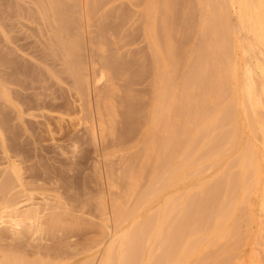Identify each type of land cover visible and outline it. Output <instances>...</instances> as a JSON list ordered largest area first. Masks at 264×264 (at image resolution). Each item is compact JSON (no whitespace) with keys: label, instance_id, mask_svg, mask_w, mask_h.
I'll return each mask as SVG.
<instances>
[{"label":"rangeland","instance_id":"1","mask_svg":"<svg viewBox=\"0 0 264 264\" xmlns=\"http://www.w3.org/2000/svg\"><path fill=\"white\" fill-rule=\"evenodd\" d=\"M24 1L29 2V3L31 2L29 0H24ZM52 1L53 0H51V1L49 0V2H51V3H52ZM59 1L61 2V4H65V5H63L64 8L68 7V5H70V4L71 5L69 7H71L72 4L75 5L73 7L74 8L76 7L75 8L76 10H74L73 7H72V9L74 11H77L80 15L78 16V14L76 12V16H74L75 12L73 10H71L70 12L67 11V14L71 13V16H70V14H68V15L64 14L65 16L61 15L60 13H58L56 10H53V9L51 12L50 11L51 6H52L51 3H50V6H48L49 2L46 3L47 4L46 5L45 2H43V0H41V4H42V2L44 3V5H41V7H43L44 13H45V15L43 17L45 21L44 20L41 21L42 17H39L40 15L35 17L37 13H34L35 15L33 17V15L32 14L30 15L28 12L24 13L25 10L23 8L20 9L21 8L20 6L18 7V5H17V7H16V3H14V2L10 3L9 2L8 3L9 5H8L6 1L0 0V5H1L0 11L1 12H2L3 7H5L3 9H9L10 5H11L10 11L12 13H13V10L14 11L16 10L15 15L12 14L11 17H10V15L7 16L3 12H2L3 15L0 14V43L2 42L0 44V64H1L0 71L2 73V74H0V77L3 76V78H5V76H6V79H7L6 74L10 71L12 63L14 64V66L15 65L19 66V67L15 66L16 68L14 66H12L18 72L22 71L21 68L24 69V67H22V66H24V64H22V60H21L22 58L19 59L20 56L17 55V52L15 54L14 50H16V49L12 50L13 47H15V48H19V50L17 49L19 52L18 54L19 55L21 54V57L24 56L25 59L27 57L28 58L27 60H29V61H31L30 58L32 59L33 62H37V63H39V61H40V63L42 61H46L47 63L43 62V65H44V63L46 64L43 66V70H44L43 73L45 72V70L47 71V69L52 68L51 69V70H53L52 72H54V73L56 72L55 74L53 73V76L55 75L54 78L55 79L59 78V81H60V83H59V81H56L55 79L53 80V78H52L53 76L51 77L52 79L49 78V79H51V81L48 80L49 81L48 84L46 82V85H44L45 82L43 81L42 90H43V88L46 87L45 88L46 90H44L45 94L49 95L48 92L53 91L52 94L50 93V95H54L56 97V94H57L58 95L57 99H60V101H57L58 103L55 102V104H57L56 106L54 105L53 102L49 103V101L47 100L48 101V102H46L47 104H44L45 108H44L43 104L41 105V103H42L41 100L45 97V94L41 92V90H40L41 87H39L38 90L35 89L36 85L38 87V85L40 86L41 83L35 84V82L38 83V81L36 80L34 82L35 87H34V84H33V87L31 84V83H33L34 79H37L36 77L33 78L32 82H29V84H31L32 88L30 87L31 90H29V92L27 94H29V96H30L31 95L30 92L34 91L36 94L34 99H36V97H38L37 94L41 93V95H43V97L41 96L42 97L41 100L38 101L39 104L36 102V100H38V98L36 100L33 99V96L35 94L32 95V97L28 96L29 99H28L27 104H24L26 102L21 97V100L24 103L20 104L21 100L14 99V101H13L11 99V98H13L12 95L6 93V91H8L9 93L11 92L10 90H8V88H6L7 90L2 89V91L4 90V92L0 91V103H1L0 104V112H1L0 113V264H5V263L7 264V262L10 264L11 263L10 259H16L19 262H20V260H18V259H22L21 262L25 260L26 264H29V263H31V264H40V263L41 264H101L100 262H101V259H103L104 255H105V249L107 248V245L109 244L108 242H110V240L113 238V234L115 232L113 230V229H115L114 225H116L118 223V225L121 227L119 229L120 232L122 230L121 233L127 232L130 234L131 231H133L135 229L136 225H137V227L139 225H142L144 223V221H146L149 218H152V215L154 216L153 218H155V219L158 216V219L160 221L162 218L163 211H165L164 209H166L167 205L168 206L170 205L169 207H172V208L174 207L175 199H176V201H180L182 203L185 201L186 202L189 201L190 203H187L186 205L192 204V205L186 206L183 203V206L185 205L186 206L185 208H187V210H188V213H187L188 217L187 218L189 219V217H190V219H189L190 221H188V222H190L189 225L191 228L193 227V229L197 228L194 230L195 232L199 229V232H197V233H199L198 235H202V236L204 235L203 237H205L207 239V240L204 239V243L206 241L207 244L201 243V244H199L200 246H197V250H195L196 251L195 253H197L198 250L201 251V252L198 251V254H200L199 256H201V257H199L196 254L198 257L197 256L191 257L192 259L191 258L189 259V264H192L194 261H195L194 262L195 264H222V263L225 264V262H227V261H229L228 262L229 264H264V258H262V257H264V254H263L264 253V250H263L264 241L261 240V239L264 240V233L261 234V232L263 231V228H264V197H263L264 196V147L262 146L263 145L262 141L264 138H263V133H261L262 132L261 129H259V128H255V129L251 128L250 129L251 126H250V123L248 122L249 117L247 116L246 112L244 114L245 106L247 104H246V102H244L245 99L242 98V94L240 93L241 88H242L241 82H242L243 70H244V68H246L245 67L246 65H244L245 60L249 59L248 56L254 57L253 54L252 55H251V53L249 54V52H251V51L244 50V52H247V55H245V54H243L244 52H242L244 47H241V45H240V44H242L241 41H239L240 44H236L238 42L235 43V46L238 47V48L235 47L236 51L234 52V55H233V58H234L233 64H235L234 65L235 72L233 70V73H234L235 77H233V74H231V73L227 74V72L225 71V73L228 76L227 77L226 74L224 75L223 79H225V82L223 79H220L218 72H216L217 70H214V67H216L215 66L216 64H214V65H213V63H210V65L208 64V67L210 66V68H208V70L216 72L215 74L213 72H211L213 74L212 76L214 77L215 75H217V77H219V78L217 80H215L216 79V76H215L214 77L215 79L214 78L212 79V81H214V85H213L214 90L213 89L208 90V87L206 88L207 92L211 91V90L213 91V92H211V94L212 95L214 94L213 95L214 97L212 98V95L207 97L209 102L207 100L205 102L206 110L204 111V113L206 114V111L207 112L209 111L206 114V117H209V119L212 117V119H213V120L210 119L209 121H215L217 119V116L218 117H219V115L222 116V114L224 113L225 116H224V118L222 116L220 118V121H223L222 123H224L226 125L229 124V125L225 126L224 124H222L225 126V127L224 126L222 127V129L225 131H223V133L220 135L214 134L213 140L215 137H216V139L213 141V144H211L212 142L210 143V147H208L206 150L204 149L205 151L203 149L199 150L201 148L200 146L202 145V139L201 138H203L200 134L201 133L203 134V131H200L197 133L196 132L197 129H195V128H197L196 125L200 121L199 118H201L202 115H204V114H202V115L198 114L199 117L196 118L197 117L196 113H198L200 111L199 106L202 107L201 104H203L202 103L203 101L200 103V99H201L200 96L201 95L198 91L200 89L201 83H199V85H200L199 89L197 86L198 80H200L202 77V75L199 72L200 71L199 67L201 66L199 63L200 62V59H199L200 53L199 52H200L201 47H198V46H202V43H203L202 38H201L202 29L199 26V25H201V23H199V22H201V18H200V11L198 9L199 4H197L198 3L197 0H175V1L170 0L169 4H171V3L172 4L169 5V10H167V9L164 10L166 7L165 6H164L165 8L161 7L163 5H160V7H159L158 3L160 2L161 4H163L162 0H152V1H154L155 5L153 4V2L151 0H117V1L116 0H112V1L111 0H96V4H97L96 9H94L92 11H91L92 8L90 7L91 5H93L92 0H88V3L91 2L90 4H88L89 6H87V7L91 8L90 11H88L89 16L86 13L87 11H84V12L80 11L79 6L81 7V10H83V8H82L83 0L79 4H78L79 0H77L76 3L72 2L71 0H69V1L68 0L67 1L66 0H57L55 3V0H54L53 4H57ZM65 1L67 2L68 5L66 4ZM152 4L154 5L153 7H155V9L153 7L152 8L155 10L157 15L155 13H153L154 11L151 8ZM14 5H15V7H14ZM45 5L48 6L47 9L48 10L50 9L49 11L45 9L46 8ZM112 5L114 8L112 7ZM170 6H171V8H170ZM13 7H14V9H12ZM147 7H148V9H147ZM15 8H17V9H15ZM77 8H79V9H77ZM18 9L20 10L19 13L22 12L25 14V16H22V13H20L18 15V12H17ZM21 10H24V11H21ZM87 10H89V9H87ZM149 11L154 14L153 17L151 16L152 13H150ZM16 12H17V15H16ZM80 12L83 14H81ZM231 12H232L231 14L235 13L233 7L231 8ZM84 13L86 15H84ZM162 13L163 14L165 13L164 15H167V16H164ZM26 14H27V16H26ZM123 14H124V16H123ZM171 14H172V17H175L174 20L170 18ZM189 14H191V15H189ZM198 14H199V17H198ZM4 15H6V16H4ZM81 15L84 16V17L82 16L84 19H82ZM29 16H32V17H29ZM61 16L66 17V18L69 17V22H70L69 24H71V25L67 24L66 30L58 33L59 27L61 25L60 19L58 17H61ZM154 16H156V17H154ZM25 17H28V18H25ZM165 17H167L168 21ZM194 17H195V19H192ZM77 18H79V19H77ZM152 18H153V20H152ZM184 18H185V20H184ZM137 19H138V21H137ZM154 19L156 20V24L155 25L153 24V25L155 27V30L158 29L156 33H158V32L160 34L162 33V35L159 37L160 41L164 37L165 29L167 27L169 28L170 26H172L169 28V29H171L172 32L171 31H169V32L172 35L171 37L173 40L171 41V46L175 50V54H176L175 60L177 61L176 62L174 60V62L170 63L169 67L167 68L169 70L170 69L173 70V71L172 70L168 71L172 75L170 77V79L172 78L171 82H172V80H173V82L171 83L172 85L169 87V92H168L169 95H167L164 98L165 101H163V103L161 104L162 107H160L166 114L163 112V116H162L163 119L161 118L159 123L158 124L156 123V125L154 124L155 123V121L153 119L154 116H152V115H153L154 111L156 112L159 109L158 106H160V104H159L160 103V97H159L160 95H159V92L157 90L155 91V85L152 82V80H154V76H152L154 74V69H152L153 68V62H152L153 60H152V54H151V50H150L151 48H149V45H150V43L148 41L149 39H147V37H146L147 27H149V26L146 27V25H147V23H149V21L154 23ZM82 20H83V22H82ZM231 20H232L231 25L236 26V22H235L236 18L231 17ZM43 21L47 25H45L43 23ZM90 21H91V23H90ZM126 21H127V23H125ZM187 21L189 24L187 23ZM52 22H54V23H52ZM131 22H132V24H131ZM138 22H140V23H138ZM175 22H176V24H175ZM40 23H42L44 25H42ZM50 23H52V24H50ZM152 23H151V25H152ZM161 23H163L165 26ZM171 23H172V25H171ZM180 23H183V24H180ZM87 24L90 25V27H88ZM99 24H101V25H99ZM49 25L52 27L50 28ZM98 25H99V27H98ZM142 25L145 27H143ZM156 25H157V29H156ZM45 26H48L49 28L48 27L46 28ZM232 26H231V28L234 27V29L232 31H234L236 29V27L235 26L232 27ZM126 27L128 29H126ZM173 27H174V29H173ZM52 28H54V29L51 31ZM183 28H185V29H183ZM188 28H189V30H188ZM131 29H132V31H131ZM161 30H163V31L161 32ZM180 30L182 31L183 35L181 34ZM103 31H104V33H103ZM40 32L43 35H41ZM92 32H94V33L97 32V33L94 34ZM131 32H132V34H131ZM52 33H53V38H51ZM118 33L120 35L124 34L123 35L124 39H122L123 38L122 35H121V37H122L121 38ZM159 33H158V35H159ZM8 34H10V35H8ZM47 34H49V35L47 36ZM54 34L55 35L57 34V35L55 36ZM100 34L103 35V38L101 37L102 42L100 41V37H99ZM104 34H105V36H104ZM112 34L115 35L116 38L113 37ZM28 35H30V36H28ZM72 35L76 39L70 38ZM77 35H78V37H77ZM140 35H142V36H140ZM173 35H174V37H173ZM12 36H15V37H12ZM43 37H44L45 41L43 39H41ZM61 37L63 40L61 39ZM83 37H84L85 41H84V39H82ZM94 37H95V39H94ZM189 37H190L191 41L189 40ZM11 38H13L14 41ZM25 38H27V39H25ZM98 38H99V40H98ZM138 38H139V40H138ZM9 39L12 40L11 41L12 43L10 42ZM71 39L74 40L73 41L74 43L72 42ZM163 39L161 42L164 45L161 42L160 43L162 46L165 47V43H164ZM186 39H188V40H186ZM194 39H195V41H194ZM5 40H7L6 44H8L7 42L9 41V47L5 43H3V42H5ZM32 40H33V42H32ZM113 40H115V41H113ZM43 41H44V43H43ZM56 41H57V43H56ZM60 41H61V44L59 43ZM68 41L70 43H68ZM116 41L119 44H115ZM179 41H181L180 44H179ZM187 41H189V42H187ZM203 41H204V39H203ZM65 42L67 43V45H65L66 44ZM71 42L73 43L74 46H76V48L72 47ZM100 43H102L101 44L102 48L100 47ZM130 43H132V45ZM14 44H16L17 46ZM24 44H25V46H24ZM41 44H43V45H41ZM62 44L64 45V47ZM97 44H99V45H97ZM125 44L126 45L128 44V45L125 46ZM141 44H143L144 46ZM2 45H3V47H2ZM4 45H6L7 47ZM18 45L21 46L22 48H20ZM46 45H48L49 47ZM70 45H71V47H70ZM114 45L115 46L117 45L118 49H116L117 46L115 47ZM54 46L56 48L53 49ZM61 46H62V48H61ZM92 46L95 49L92 48ZM190 46H192V47H190ZM239 46L241 47V49ZM25 47L28 51L25 49ZM103 47H105V48H103ZM129 47H130V49H128ZM68 48H70V49L68 50ZM77 49H78V51H77ZM91 49H92V51H91ZM102 49L105 52L107 51L106 54H105V52L101 53ZM133 49H136V50H133ZM184 49L186 51H184ZM188 49L190 50L189 52H188ZM1 50L3 52H1ZM7 50H9V51H7ZM22 50H25V52ZM43 50L46 52L44 53ZM47 50H49V51H47ZM58 50L60 51V53ZM61 50H63V51H61ZM12 51H13V54H12ZM31 51L36 52L37 54L34 52L33 53L37 57H35V55ZM142 51H143V54L145 53L144 55L142 54ZM26 52L32 54V56L34 55V58L31 57L30 54H26ZM63 52H64V56H63ZM91 52H94V54L93 53L91 54ZM113 52L115 55L120 54V57L122 55V57L120 58L122 60H120V59L119 60L121 61L122 68H125L127 73H128L129 67L131 66L130 70H129L130 73H129V75L128 74L127 75L130 78H132V79L134 78V79L132 81V79H130L128 77V79H130V80L127 79L126 81L125 80H123V81L118 80L117 81L119 83V85H122V86H120L122 88V90L118 93V96H116L115 102H116V106L118 107L119 114L120 113L121 114L119 115L118 118H116L113 129H111V130H114V132H115L114 135H111L110 133H108L107 136L105 137V139L101 140V138H100L99 140H97V142H93L94 140H92V137H90L91 134H90V129H89L90 123H91L90 122L91 120H89V119H91L92 115L88 110L89 109L88 105H87L88 96L87 95L85 96V92H83L84 94L82 93V91H84V90H82L81 88L78 89L77 85H75L76 83L74 82L75 81L73 79L74 77L72 78V70H70L72 68L70 66L72 64L75 65L76 61L77 62L82 61L83 63L89 64L90 61L92 60V56H94L93 59L99 58L102 55H106V56L108 55L107 57L113 58V56H114ZM6 53L8 56L6 55ZM43 53H44V55H43ZM147 53L150 56H148ZM1 54H2V56H1ZM55 55H56V57L54 58L53 56H55ZM181 55H184L185 57L181 56ZM15 56L19 57V58L16 59ZM136 56H138V57H136ZM139 56H140V58H139ZM197 56H198V58H197ZM123 57H125V58L123 59ZM13 58H14V61H12ZM195 58L197 59V61H195L196 60ZM5 59H7V60H5ZM133 59H134V61H133ZM239 59H240V61H239ZM242 59H244V60H242ZM71 60H75V61L73 62ZM86 60L88 62H86ZM126 60L127 61L129 60V61L126 62ZM178 60H179V62H178ZM236 60H238V61H236ZM252 60H253V62H251V64L252 65H253V63L256 64V65H253L254 67H256L257 66L256 60L254 58ZM7 61L8 62L10 61V62L8 63ZM16 61L19 62L20 64L19 63L17 64ZM59 61H60V63H62L61 65H63L62 66L63 68L61 67L60 64H58ZM131 61H133V62H131ZM186 62H188V63H186ZM197 62H198L199 67H197ZM227 62L228 61H226V63L224 62L225 66L230 63V62H228V64H227ZM6 63H8V66L10 68L7 66ZM143 63H144V65H143ZM51 64L53 65V67H50ZM57 64H58V66H57ZM64 64H66V65H64ZM28 65H32V64H28ZM28 65H25V68L26 67L27 68H26V70H24V73H25V71H27L29 73L32 72L31 71L32 66H30L31 68L29 69ZM74 65H72V66H74ZM185 65H187V66H185ZM229 65H230V68L233 67L231 65V63ZM47 66L50 68H47ZM183 66H185V68ZM6 67H8V68H6ZM19 68H20V70H18ZM134 68H136L137 70ZM190 68H192V69H190ZM223 68H224V65H223ZM230 68L228 69V66H227L224 70H227V69L230 70ZM3 69H5V70H3ZM7 69L9 70L8 72H6ZM198 69H199V71H198ZM59 70L61 72L63 70V72L59 73ZM189 70H190V72H189ZM3 71H5L6 74ZM258 71L260 72L259 69L257 70V72ZM192 72H195V73L193 74ZM198 72L200 75L198 74ZM228 72H231V71H228ZM240 72H242V73H240ZM65 73H66V75H65ZM99 73H100V71H98L96 75H98L100 77L101 75H99ZM110 73L108 74V71H105V74L107 77L105 76L102 79L101 85L104 86L106 84L108 78L110 77L109 76ZM142 73H144V74L142 75ZM190 73H191V75H190ZM37 74L38 73H36V75ZM58 74H60L59 77H58ZM192 75L194 78H197L196 79L197 81H194L196 83V85H195L196 87L193 86L194 83L191 81V80H195L193 78L192 79L190 78ZM194 75H197V77H195ZM60 77H62V78L60 79ZM183 77L185 78L184 80L182 79ZM187 77H188V80H187ZM226 77L228 80H226ZM149 78H150V80H148ZM235 78L237 80H235ZM135 80H137V81H135ZM221 80L223 81L222 83L224 84V86L221 85ZM185 81H186V83H185ZM216 81H217V83H216ZM53 82H54V85H53ZM132 82H134V83L132 84ZM219 82H220V85L218 84ZM144 83H145V85H144ZM225 84H227V85H225ZM50 85L52 86L50 88L53 89V87H54V88H56V91H55V89H53L51 91L50 88H49V90H50L49 91L48 87ZM71 85H72V87H71ZM73 86H74V88H73ZM152 86H154V87H152ZM183 86H184V89H183ZM225 86H227L229 89ZM185 87H186V89H192V96L190 94V98H189V100H187V101H189L188 103L190 104V106L192 105L191 111L187 115V121H186V117H185V113H186L185 112V107H186L185 104L187 102V101H185L186 99L184 96ZM190 87H192V88H190ZM193 87H194L195 91L193 90ZM217 87H219V88H217ZM60 88H62V89H60ZM76 88L78 90H76ZM32 89H33V91H32ZM218 89L220 91H222V89H223V91H226V89H227V91H229V92L226 91L225 95H222L223 96L222 98L221 97L216 98V96L218 95V92L220 93V91ZM180 90H181V92H180ZM37 91H39V92L36 93ZM54 91L57 93H55ZM59 91H61V92H59ZM77 91H78V94L79 93H81V94L78 95ZM53 93H55V94H53ZM127 93H128V95H127ZM141 94H142V96H141ZM180 94H182V95H180ZM9 95H11V96H9ZM2 96L4 98L3 100H2ZM78 96H80V97H78ZM196 97H197V99L198 98H200V99H198V101H196L197 100ZM132 98H134V99H132ZM128 99H130V100H128ZM29 100L32 101L33 108L31 106V104L29 103ZM45 100H46V98H45ZM149 100L151 103L149 102ZM16 101H19V102H17L18 105H16V103H15ZM121 101L122 102L124 101L123 103H125V106H122L124 104ZM127 101H129V102L127 103ZM6 103H8V104H6ZM117 103L119 104V106ZM188 103H187V105H188ZM222 103H223V105H222ZM224 103H225V105H224ZM244 103L246 104L245 106H244ZM50 104H52L53 107ZM128 104H129V106H128ZM194 104H195V106H194ZM20 105H21V107H22V105H24V106L26 105L25 107H22L24 109L29 105L27 107L28 111H26L27 109H25L26 112L24 114H21L20 113V109H21ZM169 105L171 106L170 108H169ZM220 105H221V107H220ZM11 106L13 107V109L11 108ZM18 106H19V108H18ZM30 106L32 109H30ZM42 106L46 110H44L42 108ZM152 107H154V108H152ZM163 107L166 108V110L163 109ZM170 109H171V111H169ZM197 109H198V111H197ZM239 109L241 110V112H239L240 111ZM229 110H231V111H229ZM224 111H227L229 114L227 112H224ZM232 111H235V112H232ZM30 115L32 117H29ZM214 115L216 117L215 120L213 117ZM9 116H10V118H9ZM194 116H196V117H194ZM80 117H81V120H80ZM232 118H234V119H232ZM83 120H85L84 123H83ZM230 120H232V123L230 122ZM12 121L14 124L12 123ZM153 121H154V123H153ZM196 122H198V123H196ZM85 123H86V125H85ZM121 124H122V126H121ZM174 124H176L175 125L176 127L173 126V128H172V125H174ZM226 127H227V129H226ZM166 128H167V130H166ZM169 128H170V131H169ZM175 129H176V131H175ZM257 129H258V131H256ZM86 130H87V132H86ZM164 130H166V131H164ZM252 130L256 131L254 136H253L254 132ZM173 131L176 132L175 135H174ZM229 132L231 134H229ZM232 132H234V134H232ZM257 133H258V136H257ZM164 134H166V135L164 136ZM192 135L195 136L196 138L198 135L197 142L200 139L199 140L200 145H198L199 146L198 147L199 153H200V151L203 150L205 153L203 151H202V153L206 154V156L210 157V159H209V157L208 158L206 157V160L209 159V161H210L212 159V161H210L209 164H207V162H209L208 160L207 161L203 160L205 162V164H207L206 166H205V164H204V166L203 165L201 166L203 169L198 168V166L200 167V165L203 164L202 163L203 161H201L200 159H203L205 155L202 154L203 157L200 155L202 158L199 157V159H198L199 153H198L197 147H196L197 144L194 145V147H196V149L193 148L191 153H189V157L187 160V162L189 161V159L191 160V161H189L190 165H191L189 168L185 169L186 167H183V166L181 167L182 163L180 161L175 162L176 156L174 153H176V150H175V152L172 151V150H174L172 148H175V147H173L174 144L176 145L177 143L184 142L185 141L184 139H186V137L190 138ZM199 135L201 136V138H199ZM224 135L226 136L225 138H227L228 141H230V139H232V137H230L231 135L233 137L236 135L234 137L236 139H235V141H233L234 139L232 140L235 143L233 145L234 147L233 148L231 147L230 151L228 150L229 148H227V146L228 145L231 146L233 144L232 141H230L231 144L228 143L226 148H225V146H223L225 148V150H223V152L225 151L226 153L223 154V152L221 151L220 153L225 155V157L222 156L224 158H221L220 156L222 154L218 156L217 152H215V151H217L216 148L218 149L220 147L217 144H220L222 141V138L219 136L223 137ZM166 136L167 137L171 136V138H174V139H171L174 142V144L172 142V148H168V151H167V149H164ZM193 136H192V138H194ZM162 137H164V139ZM219 138L221 139V141ZM225 138H223V141L226 140ZM116 140L118 143L116 142ZM150 140L151 141L154 140L155 144L153 142H151ZM226 141H225V143L227 144L228 141L227 142ZM120 142H122V143H120ZM94 143H96L97 146L94 145ZM150 143L152 144V146ZM194 143H196V142L194 141ZM225 143L222 142V145H224ZM149 144L151 147L148 146ZM248 144H250V145H248ZM108 145L110 146V148ZM158 145L160 148L158 147ZM163 145H164V147H163ZM222 145H221V147H222ZM235 145H236V147H235ZM249 146L250 147L252 146V148H251V149H253L252 152L255 151L257 161H258V165L260 164L259 165L260 169L258 168L259 174H257L258 177L255 178V181L253 183L254 189L253 190L251 189V191H253V193L251 192V194H250L248 192L249 196H248V193L245 195H243V193L240 194V192H241V188H240L239 191L238 190L236 191V193H238V194L235 193L236 195H232V191H233L232 188L239 181V178H236V181L237 180L238 181L235 182V177H238L239 174L236 173L238 176L236 175L234 177V179H233V176H229L230 172L233 171L229 165H233L232 162H234L236 160V158H238V157L240 158V157L248 154L249 152H251L250 150H249V152L247 150L250 148ZM157 147H158V149H157ZM224 148H221V149H224ZM105 149H106V151H105ZM169 149H170V151H169ZM194 150L197 151L196 155H198V156L195 155L197 158L194 156V153H196V152H193ZM227 150H228V152H227ZM165 151H167V152H165ZM207 152L208 153L210 152L212 157L210 156V154L207 155ZM166 153H167V155H166ZM169 155H170V157H169ZM172 155L175 157V159ZM192 157H195L197 159V161L200 160V163H199V161L198 162L194 161L196 159H194ZM234 157H235V159H234ZM191 158L194 160H192ZM213 159L215 161L214 164H213ZM232 159H233V161H232ZM170 160H171V162L173 161L172 162L173 165L175 164L174 167H173V165H172V167L169 166L170 164L167 163ZM229 160L232 161V162L230 161L232 164H230ZM227 162H229V165H227L228 164ZM13 163L15 166H17L16 168H18V170L15 168V166L13 167V165H12ZM193 163H195V164H193ZM210 164H211V166H210ZM212 164L214 165L213 167H212ZM235 164H236V162L234 163V165ZM193 165H195L194 168H192ZM225 165H226V167H225ZM234 165H233L234 171L238 172L235 169ZM176 167L177 168L181 167L178 172H177L178 169ZM172 168L178 174L175 173L174 171H172L171 170ZM196 168H198L197 172H192ZM228 168H229V171L227 170ZM175 169H177V170H175ZM188 169L191 172V174L188 173L189 172ZM8 170L10 173L8 172ZM223 170H225L224 171L225 174L229 173L225 176L228 178L230 177L229 180L234 181L233 185L230 184L232 181H229L224 176V173H222ZM162 171H163V173H162ZM219 171H221L222 174ZM164 172H165L166 177L169 178L168 182L170 180L173 182V184L171 183L172 187L169 189L167 188V186H171L170 183L168 184L167 181L165 180L168 185L165 184L164 179L160 180V177H159L160 175H163ZM10 174H11V176H10ZM8 175H9V177H8ZM221 176L224 177L225 179H227L229 182L228 181L225 182V179H222ZM218 177H220L222 180H224V182L222 181L223 185L222 184L220 185V186H222L221 190L219 189L220 194L217 192H215V193H217L219 195L224 193L222 196L225 195L228 198V200H225V202L223 201L224 204L228 203V205H229V202H231L229 197L231 196V199L233 198L232 196L235 197L233 199H235L234 206H235L236 211L234 210L235 212L233 214V213H230V210H229V212L227 210V213H229L227 215L229 217H227V218L224 217L225 221H227V222H223V224L225 223L224 225H226V226H223V224H222V227L220 226L221 228H219L220 229L219 233L221 232V230L224 227H227V230H225L226 232L230 228L231 229L233 228L232 230L230 229L226 235V237H227L229 234L230 235V237L228 236L229 238H227L226 240H225V237H223L224 239L218 238V240L222 239L224 243L220 240H219V242H217L218 240L216 238L218 237V235H217L218 232L214 234V232H213L214 227L212 226L213 225V223H212L213 222L212 221L213 215L212 214L213 213L215 214L214 211H218V208H215V206H219L221 204L219 202L221 201L222 196L218 199H215V201H214V197H211V198L209 197V199H211V200L213 198L214 202L207 199V197H208L207 196L208 186L210 187V185H213L215 188L216 183H218V182L221 183L220 178H218ZM14 178H16V179H14ZM157 178H159V180L162 182L160 183V181L157 180ZM18 179H20V181ZM109 179H111V180H109ZM218 179H219V181H218ZM153 180L155 182L157 180L158 184L155 185V182ZM110 183H112V184L110 185ZM225 183H227L228 186ZM159 184H160V186H159ZM161 184H163V185L161 186ZM229 184H230V186L232 185V188L229 186ZM116 185H117V187H116ZM159 187H160V190L162 192H160V190L157 189ZM117 188H119V189H117ZM154 188H155L156 194L153 191ZM204 188H205V190H204ZM210 188H209V191L213 190V187L211 189ZM224 188H225L226 193L223 191ZM149 189L151 190V191H149V194L151 193V195H153V196L155 195L154 198H152L153 196L150 197L152 199L149 198V195L147 192ZM112 190L115 192H113ZM157 191H159V193ZM153 192H154V194H152ZM239 194L242 197L244 196V199L248 196L246 198V199H248L246 204H245V200L242 201L243 198L241 196L238 197ZM200 195H201V197H200ZM113 198L115 199V202H114ZM121 198H123V199H121ZM236 198L239 200V202H238L239 204L236 202L237 201ZM110 199L112 200V203H111ZM180 199H183V200H180ZM240 200L242 201L241 204H240ZM122 201H124V202H122ZM216 201H217L218 205H216ZM248 202H249V204H248ZM121 203H123L124 205ZM182 203H179V205ZM208 203H210V204H208ZM102 204L105 207H103ZM119 204L122 206H120ZM177 204H178V202L175 204V208H176L175 212L177 210H178L177 212H182L184 207L182 205H180V208H179V206H177ZM207 204H208V207H207ZM230 204H231L230 207L228 205H226V206L223 205V209L225 207H227V209L231 208V212H232V206H233L232 204L233 203H230ZM247 204H248V207L250 206L249 208L247 207ZM244 205L246 206L245 208H244ZM124 206H125V208H124ZM234 206H233V209H234ZM112 207H113V209H112ZM114 207H116L117 210H115ZM210 207H212L213 209ZM31 208H32V210H31ZM35 208H39L40 211L39 210L38 211L41 213L37 212L38 214L36 215L33 212V214H35V216H34L32 214V212H30V213L27 212V210L33 211V209H35ZM104 208H106V209L108 208L109 211L108 210L106 211ZM245 209H246V212H245ZM112 210H114V211H112ZM209 210H212V213L209 212ZM25 212H27V213L24 214ZM56 212L58 213L57 215L55 214ZM175 212L172 213V215L174 217H175V215H177V213H175ZM174 213H175V215H174ZM209 213L211 214L210 216L212 217V219L209 216ZM28 214H30V215L28 216ZM39 214H42V216H40ZM123 214H124V216H123ZM189 214H190V216H189ZM206 214L208 216H206L205 218L203 217V219H202L201 215L204 216ZM225 214H226V212H225ZM24 215H25V217L23 218L22 216H24ZM193 215H194V217H193ZM31 216H34V217H31ZM121 216L123 218H121ZM118 217L123 219V221L120 219L122 223L120 221L117 222ZM208 217H210V220L207 221ZM191 218L192 219L195 218L194 219L195 221L192 220ZM124 219H126V220H124ZM155 219H153V220L156 223L153 220L152 221H153V223L157 224V226H155V224H154L155 227L152 225V227L156 228V229H154V228H152V229H154V233H155V230H156V233H158L160 231L159 229L161 228L160 227L161 223L159 224V229H157L159 221H158V219L157 220H155ZM200 219L202 220V222H199ZM226 219H228L229 221ZM102 222H103V224H102ZM196 222H198V224ZM204 222H205V224H204ZM119 223H121V224H119ZM206 223L208 225V227L206 226V229L209 230L210 234H211V231L213 232L211 235L208 234L209 233L208 230L207 231L205 230ZM101 224H102V226H101ZM201 224H203L204 226ZM236 224H238V225H236ZM104 225H107L108 229L109 230L111 229L110 230L111 232L106 230L104 228L105 227ZM199 225H201L202 227L200 226L198 228ZM235 225H236V227H235ZM110 226H111V228H110ZM102 227L104 229H102ZM149 227H151V225ZM149 227H148V229H150ZM228 227H229V229H228ZM102 230H106V233L109 232L108 235L105 234V232ZM202 230H204V231H202ZM151 231L152 232H150V230H149L146 234L145 233L144 234L147 235V234L152 233V235H153V230H151ZM214 231H216V230H214ZM103 233L106 235L105 238L108 236L106 239H104ZM156 233L153 236L148 235L149 237L148 236L143 237V234L139 235L140 236L139 238L136 237V239H135L136 241H134V242H136L135 247L137 246L138 250H137V247L135 249V247L133 246L134 242H133V244L131 243L130 245L127 243V247H131L130 250H132V247H133L134 253L130 251L131 254H135L136 250H137V252H139V249H142V248H143V251L146 250L147 247H148L147 250H149L150 246L152 247L151 249H154V251L156 252V250H158L161 247L160 246L161 244L159 245V247H156V246H158V244H156V243L159 242L156 238V236H157ZM215 235H216V238L214 237ZM257 235H258V237H257ZM261 235L263 238L262 237L260 238ZM150 237H151V239H149ZM157 237L161 238V236H157ZM208 237L212 238L213 242L215 241L216 243L214 242L215 244H212L213 242L210 241V244H209L208 243L209 242ZM145 238L149 239V241L147 240V245H146V243H143V242H145ZM162 239H163V237H162ZM162 239H159V240H162ZM231 239H233V240L231 241ZM141 240H142V242H141ZM129 241H131V240H129ZM156 241H158V242H156ZM140 242L142 243V245L145 244L146 247L145 246L144 247L138 246ZM148 242H150V243H148ZM153 242L156 245L155 247H154V244L150 245ZM161 242L162 241H160V243ZM257 242L261 243V244H258ZM219 244H220V247H219ZM207 245H209V246L207 247ZM221 245H223V246H221ZM229 245H231V246H229ZM203 246H205L207 248V249H205L206 251L205 250L202 251L201 247H203ZM140 247H142V248H140ZM144 248H146V249H144ZM215 248H217V249H215ZM125 249L129 250V248H124L123 252L126 251ZM212 249H214L216 251H213ZM128 250L126 251V254L129 253ZM147 250L144 252L142 251L143 254L140 251L139 255H132V257L133 256L134 257L135 256L136 257L141 256V258L143 257L142 259L140 258L141 264H145V263L147 264V261L149 262V259L148 260H144V259H147L146 257H148V254H149L148 252L151 251V250H149V251H147ZM160 251H162V247H161V249L158 250V252H156V254L157 253L159 254ZM155 252H153V253H155ZM259 252H260V254L262 253L261 254L262 257L258 256V255H260ZM162 253H160L159 256H161ZM195 253H194V255H195ZM213 253H215V256L213 255ZM156 254H154V255L156 256ZM231 254L233 257L231 256ZM124 255H125V252H124ZM9 256H12L13 258L10 257V259H9ZM134 257H133V259H134ZM156 257L154 258L155 260H156ZM194 257H195V259L200 258L201 260H199V259L195 260ZM231 257H232V259H231ZM137 259L135 258L134 261H136ZM7 260H9V261H7ZM25 261L22 263L25 264ZM117 261H118V259H117ZM117 261L115 262V264H118L119 261L118 262ZM153 262L154 261L151 260L150 264H154ZM133 264H136V262H134ZM160 264H164L163 261H161Z\"/></svg>","mask_w":264,"mask_h":264},{"label":"bare ground","instance_id":"2","mask_svg":"<svg viewBox=\"0 0 264 264\" xmlns=\"http://www.w3.org/2000/svg\"><path fill=\"white\" fill-rule=\"evenodd\" d=\"M3 1V0H2ZM4 1H6L7 2V4L10 2H14V3H16V7H17V5H18V7L20 6L21 8L20 9H24V10H21V11H24V13H29L30 15L32 14L33 15V17H34V13H37L36 14V16L35 17H37L38 15H40L39 17H44V15H45V13H44V9H43V7H41V5H44V3L43 2H45V4L46 3H48L49 2V0L47 1V0H43V2H42V4H41V0H29V1H31L30 3L29 2H26V1H24V0H4ZM51 1V0H50ZM56 1L57 0H55V3H56ZM67 1V0H66ZM65 1V2H66ZM69 1V0H68ZM72 2H75L76 3V1L77 0H71ZM82 0H79L78 1V4L81 2ZM112 1V0H111ZM117 1V0H116ZM152 1V0H151ZM169 1L170 0H162V3L163 4H161L160 2V4L158 3V5H159V7H160V5H163V6H161V7H164L165 9L164 10H169V5H171V4H169ZM175 1V0H174ZM5 2V3H6ZM60 2V1H59ZM57 3V4H53L54 3V0L52 1V3L51 2H49V4H48V6H50V3H51V12H52V9L53 10H56L58 13H60L61 15H66L67 14V11H71V10H73L72 9V7L73 6H75V5H73L72 4V6L71 7H69L70 5H68L67 4V2H66V4L68 5V7H66V8H64L63 7V5H65V4H61V2L60 3ZM99 2V1H98ZM153 2V4H154V1H152ZM197 4H199V11H200V18H201V22H199V23H201V25H199L200 26V28L202 29V36H201V38H202V46H198V47H201L200 48V67L198 66V62H197V67H199V69H200V71H199V69H198V71L200 72V74L202 75V77H201V79L200 80H198V89H199V86H200V89L198 90L199 91V93H200V97H201V99L200 98H198V99H200V103L202 102L203 104H201L202 105V107L201 106H199L200 107V111L198 112V113H196L197 114V117L196 116H194V117H196V118H198L199 116H198V114H204V115H202V117L201 118H199V123L198 122H196V123H198L196 126H197V128H195V129H197L196 130V132L198 133V132H200V131H203V134L201 133L200 135L203 137V138H201V136L199 135V138H201L202 139V145L200 146L201 148L199 149L198 147V145H200L199 144V140H198V142H197V138H198V135H197V138L195 137V136H193L194 138H192V136L190 137V138H188V137H186V139H184L185 141L184 142H180V143H177L176 145L174 144V142L171 140V139H174V138H171V136L170 137H167L166 136V138H165V147H164V145H163V147H164V149H167V151H168V148H172V142H173V144H174V146L173 147H175V148H172V149H174V150H172V151H174L175 152V150H176V153H174L175 154V156H176V159H175V157H174V159L176 160L175 162H177V161H180L182 164H181V167L183 166V167H186L185 169H187V168H189L191 165H190V162L189 161H191L190 159H189V161L187 162V160H188V157H189V153H191V151L193 150V148H195L196 149V147H197V151H198V149L199 150H201V149H207L208 147H210V143L211 144H213V141L216 139V137L214 138V140H213V137H214V134H218V135H220V134H222L223 133V131H225V130H223L222 129V127L225 125V126H227V125H229V124H224V123H222L223 121H220V118L223 116V118H224V116H225V114L223 113L222 114V116H220L219 115V117L217 116V119L215 120V115L213 116L214 117V120L215 121H209L210 119L211 120H213L212 119V117L209 119V117H206V114L209 112H207L206 111V114L204 113V111L206 110V107H205V102H206V100L208 101V99H207V97L208 96H211L212 94H211V92H213L212 90L211 91H208L207 92V87H208V90H210V89H213V85H214V81H212V79L216 76V79L215 80H217L219 77H220V79H223L224 78V75L226 74L225 73V71L227 72V74H233V77H235L234 76V73H233V70H234V72H235V67H234V65L235 64H233V61H234V58H233V55H234V52L236 51V48H238V47H236L235 46V43L236 42H238V43H236V44H240L239 43V41H241V43L242 44H240L241 45V47H244V49H243V51L242 52H244V50H247V51H251V52H249V54L251 53V55L253 54L254 55V57L253 56H251V57H249L248 56V60L246 59L245 60V63H244V65H246L245 67L246 68H244V70H243V75H242V82H241V84H242V88H241V94H242V98H244L245 99V101L244 102H246V104L244 103V106H245V111H244V114H245V112H246V114H247V116L249 117V123H250V129L251 128H253V129H255V128H259V129H261V133H263V138H264V0H197ZM71 3V2H70ZM91 3V2H90ZM90 3H88V0H83V2H82V8H83V10H81V7L79 6V8H80V11L81 12H84V11H87L86 13H87V15H88V11H90V9H91V11L92 10H94V9H96V0H92V4L93 5H91L90 7L91 8H89V7H87V6H89L88 4H90ZM2 4V3H1ZM4 4V3H3ZM118 4V3H117ZM150 4V3H149ZM152 4V6H151V8L155 5H153ZM6 5V4H5ZM9 5V4H8ZM47 5V4H46ZM45 5V6H46ZM108 5V4H107ZM116 5V4H115ZM1 6V5H0ZM3 6V5H2ZM48 6H46V10H48L47 9V7ZM149 6V5H148ZM235 6V7H234ZM11 7V5L9 6V9H3V8H5V7H3L2 8V12L3 13H5L7 16H9L10 15V17H11V15L13 14V15H15V11L13 10V13L10 11V8ZM14 7H15V5H14ZM14 7L12 8V9H14ZM105 7V6H104ZM112 7H113V5H112ZM118 7V6H117ZM158 7V8H159ZM195 7V6H194ZM234 8V11H235V13L234 14H231L232 12H231V8ZM74 8V7H73ZM76 8V7H75ZM74 8V10H76ZM79 8H77V9H79ZM114 8V7H113ZM119 8V7H118ZM117 8V9H118ZM154 9H155V7H153ZM152 8V10L154 11H152L153 13H155L156 14V12H155V10ZM170 8H171V6H170ZM193 8V7H192ZM15 9H17V8H15ZM87 9H89V10H87ZM146 9V8H145ZM147 9H148V7H147ZM197 9V10H198ZM48 10V11H49ZM73 10V11H74ZM19 9H18V15L20 14V13H22V12H20L19 13ZM196 11V10H195ZM1 11H0V14L1 15H3V13H2ZM17 12H16V15H17ZM75 13V15L74 16H76V12L77 11H74ZM80 12V13H81ZM111 12V11H110ZM124 12V11H123ZM150 12V11H149ZM152 12H150V13H152ZM162 12V11H161ZM160 12V13H161ZM24 13H22V16H25V14ZM48 13V12H47ZM46 13V14H47ZM73 13V12H72ZM107 13V12H106ZM117 13V12H116ZM149 13V14H150ZM152 13V17H153V14ZM191 13V12H190ZM59 14V15H60ZM68 14H70V16H71V13H68ZM67 14V15H68ZM77 14H78V16L80 15L78 12H77ZM81 14H83V13H81ZM118 14V13H117ZM159 14V13H158ZM163 14V13H162ZM165 14V13H164ZM163 14V15H164ZM168 14V13H167ZM195 14V13H194ZM6 15H4V16H6ZM42 15V16H41ZM48 15V14H47ZM64 15V16H65ZM84 15H86L85 13H84ZM157 15V14H156ZM160 15V14H159ZM189 15H191V14H189ZM26 16H27V14H26ZM77 16V17H78ZM83 15H81V17H82ZM89 16V15H88ZM87 16V17H88ZM97 16V15H96ZM101 16V15H100ZM117 16V15H116ZM115 16V17H116ZM123 16H124V14H123ZM164 16H167V15H164ZM3 17V16H2ZM29 17H32V16H29ZM46 17V16H45ZM49 17V16H48ZM47 17V18H48ZM84 17V16H83ZM82 17V19H84ZM113 17V16H112ZM154 17H156V16H154ZM170 17V16H169ZM188 17V16H187ZM198 17H199V14H198ZM231 17H235L236 18V26L235 25H233V26H235L236 27V29L234 30V31H232L233 29H234V27L231 25ZM25 18H28V17H25ZM41 18V21L42 20H44V18L42 19ZM59 19H60V23H61V25H60V27H59V32L58 33H60V32H62V31H65L66 30V27H67V24L68 25H71V24H69L70 22H69V17H58ZM71 18V17H70ZM138 18V17H137ZM163 18V17H162ZM166 19H167V17H165ZM171 19H173L174 20V18L175 17H172V14H171V17H170ZM32 19V18H31ZM37 19V18H36ZM58 19V20H59ZM72 19V18H71ZM77 19H79V18H77ZM88 19V18H87ZM117 19V18H116ZM151 19V18H150ZM160 19V18H159ZM178 19V18H177ZM183 19V18H182ZM188 19V18H187ZM192 19H195V17L194 18H192ZM30 20V19H29ZM35 20V19H34ZM91 20V19H90ZM120 20V19H119ZM145 20V19H144ZM148 20V19H147ZM152 20H153V18H152ZM184 20H185V18H184ZM45 21V20H44ZM44 21H43V23H44ZM52 21V20H51ZM99 21V20H98ZM125 21V20H124ZM130 21V20H129ZM137 21H138V19H137ZM136 21V22H137ZM159 21V20H158ZM167 21H168V19H167ZM171 21V20H170ZM176 21V20H175ZM193 21V20H192ZM195 21V20H194ZM199 21V20H198ZM50 22V21H49ZM82 22H83V20H82ZM151 21H149V23H147V25H146V27L147 26H149V27H147V33H146V37H147V39H149L148 41H149V43H150V45H149V48H151L150 50H151V54H152V62H153V68L152 69H154V74L152 75V76H154V80H152V82L154 83V85H155V91L157 90L158 92H159V97H160V106H158L159 107V109L155 112L154 111V113H153V115L152 116H154V121H155V123H154V121H153V123L156 125V123L158 124L159 123V121H160V119L162 118V116H163V110L160 108V107H162V103H163V101H165L164 100V98L167 96V95H169L168 94V92H169V87L172 85L171 83L173 82V80H172V82H171V79H170V77L172 76L171 75V73L170 72H168V71H170V70H172V69H167L168 67H169V64L170 63H172V62H174V60H175V58H176V54H175V50H174V48L171 46V41L173 40L172 39V35L170 34V32L169 31H171V29H169L170 27H172V26H170L169 28L167 27H165L166 29H165V32H164V43H165V47L164 46H162L161 45V41H162V39H161V41H160V36L162 35V33L160 34L159 32V35H158V33H156L157 32V25H156V29L157 30H155V27H154V25L156 24V20L154 19V23H152V25H151V23H150ZM161 22V21H160ZM172 22V21H171ZM179 22V21H178ZM185 22V21H184ZM52 23H54V22H52ZM52 23H50V24H52ZM73 23V22H72ZM90 23H91V21H90ZM108 23V22H107ZM125 23H127V21L125 22ZM138 23H140V22H138ZM170 23V22H169ZM174 23V22H173ZM187 23H188V21H187ZM186 23V24H187ZM193 23V22H192ZM40 24H42V23H40ZM45 24V23H44ZM44 24H42V25H44ZM80 24V23H79ZM97 24V23H96ZM102 24V23H101ZM101 24H99V25H101ZM131 24H132V22H131ZM154 24V25H153ZM161 24H163V23H161ZM167 24V23H166ZM175 24H176V22H175ZM180 24H183V23H180ZM185 24V25H186ZM189 24V23H188ZM45 25H47V24H45ZM75 25V24H74ZM88 25V24H87ZM86 25V26H87ZM99 25H98V27H99ZM126 25V24H125ZM134 25V24H133ZM137 25V24H136ZM164 25V24H163ZM162 25V26H163ZM171 25H172V23H171ZM50 26V25H49ZM84 26V25H83ZM123 26V25H122ZM143 26V25H142ZM141 26V27H142ZM165 26V25H164ZM177 26V25H176ZM190 26V25H189ZM231 26L233 27V28H231ZM46 28L48 27V26H45ZM52 26H50V28H51ZM88 27H90V25H88ZM93 27V26H92ZM97 27V28H98ZM121 27V26H120ZM133 27V26H132ZM143 27H145V26H143ZM180 27V26H179ZM42 28V27H41ZM49 28V27H48ZM79 28V27H78ZM101 28V27H100ZM130 28V27H129ZM161 28V27H160ZM197 28V27H196ZM54 28H52L51 29V31L53 30ZM68 29V28H67ZM77 29V28H76ZM84 29V28H83ZM109 29V28H108ZM120 29V28H119ZM126 29H128L127 27H126ZM144 29V28H143ZM162 29V28H161ZM169 29V30H168ZM173 29H174V27H173ZM181 29V28H180ZM183 29H185V28H183ZM48 30V29H47ZM46 30V31H47ZM89 30V29H88ZM140 30V29H139ZM138 30V31H139ZM188 30H189V28H188ZM34 31V30H33ZM40 31V30H39ZM75 31V30H74ZM105 31V30H104ZM104 31H103V33H104ZM127 31V30H126ZM131 31H132V29H131ZM163 30H161V32H162ZM181 31V30H180ZM179 31V32H180ZM35 32V31H34ZM42 32V31H41ZM41 32H40V34H41ZM68 32V31H67ZM88 32V31H87ZM100 32V31H99ZM107 32V31H106ZM125 32V31H124ZM172 32V31H171ZM44 33V32H43ZM50 33V32H49ZM54 33V32H53ZM53 33H52V37L51 38H53ZM82 33V32H81ZM85 33V32H84ZM83 33V34H84ZM92 33H94V32H92ZM97 33V32H96ZM96 33H94V34H96ZM116 33V32H115ZM120 33V32H119ZM118 33V34H119ZM175 33V32H174ZM186 33V32H185ZM31 34V33H30ZM34 34V33H33ZM63 34V33H62ZM67 34V33H66ZM109 34V33H108ZM117 34V35H118ZM128 34V33H127ZM131 34H132V32H131ZM134 34V33H133ZM181 34L183 35V33H182V31H181ZM189 34V33H188ZM187 34V35H188ZM5 35V34H4ZM8 35H10V34H8ZM7 35V36H8ZM39 35V34H38ZM41 35H43V34H41ZM49 34H47V36H48ZM55 35V34H54ZM57 35V34H56ZM55 35V36H56ZM68 35V34H67ZM91 35V34H90ZM98 35V34H97ZM120 35V34H119ZM118 35V36H119ZM122 35V37H123V35L124 34H121ZM121 35H120V37H121ZM126 35V34H125ZM129 35V34H128ZM176 35V34H175ZM25 36V35H24ZM28 36H30V35H28ZM33 36V35H32ZM54 36V37H55ZM104 36H105V34H104ZM112 36L113 37H115V35H113L112 34ZM111 36V37H112ZM140 36H142V35H140ZM145 36V35H144ZM9 37V36H8ZM12 37H15V36H12ZM39 37V36H38ZM70 37V36H69ZM77 37H78V35H77ZM85 37V36H84ZM84 37L82 38V39H84ZM98 37V36H97ZM99 37H100V41H101V37L103 38V35L102 34H100L99 35ZM121 37V38H122ZM173 37H174V35H173ZM183 37V36H182ZM2 38V37H1ZM6 38V37H5ZM29 38V37H28ZM40 38V37H39ZM38 38V39H39ZM67 38V37H66ZM70 38H73V39H76V38H74L73 37V35L70 37ZM86 38V37H85ZM116 38V37H115ZM114 38V39H115ZM128 38V37H127ZM185 38V37H184ZM195 38V37H194ZM8 39V38H7ZM12 40H13V38H11ZM25 39H27V38H25ZM37 39V38H36ZM41 39H43L44 40V37L43 38H41ZM40 39V40H41ZM55 39V38H54ZM59 39V38H58ZM61 39H62V37H61ZM73 39H71L72 40V42L74 41ZM81 39V38H80ZM81 39V40H82ZM94 39H95V37H94ZM93 39V40H94ZM97 39V38H96ZM107 39V38H106ZM105 39V40H106ZM118 39V38H117ZM122 39H124V37L122 38ZM126 39V38H125ZM200 39V38H199ZM203 39H204V41H203ZM3 40V39H2ZM10 40V39H9ZM12 40H10V42L12 41ZM19 40V39H18ZM29 40V39H28ZM53 40V39H52ZM63 40V39H62ZM70 40V39H69ZM98 40H99V38H98ZM108 40V39H107ZM116 40V39H115ZM115 40H113V41H115ZM119 40V39H118ZM138 40H139V38H138ZM176 40V39H175ZM174 40V41H175ZM186 40H188V39H186ZM189 40H190V37H189ZM6 41L7 40H5V42H3V43H5L6 44ZM14 41V40H13ZM45 41V40H44ZM44 41H43V43H44ZM84 41H85V39H84ZM147 41V42H148ZM191 41V40H190ZM194 41H195V39H194ZM20 42V41H19ZM32 42H33V40H32ZM40 42V41H39ZM55 42V41H54ZM53 42V43H54ZM71 42V43H72ZM102 42V41H101ZM161 42V43H160ZM180 42L181 41H179V44H180ZM187 42H189V41H187ZM186 42V43H187ZM193 42V41H192ZM2 43V42H1ZM0 43V44H1ZM8 44H6V45H8V47H9V41L7 42ZM12 43V42H11ZM15 43V42H14ZM17 43V42H16ZM26 43V42H25ZM49 43V42H48ZM47 43V44H48ZM56 43H57V41H56ZM60 44H61V41L59 42ZM64 43V42H63ZM66 43V42H65ZM68 43H70L69 41H68ZM74 43V42H73ZM73 43H72V47H75L76 48V46H74L73 45ZM79 43V42H78ZM91 43V42H90ZM93 43V42H92ZM99 43V42H98ZM141 43V42H140ZM191 43V42H190ZM21 44V43H20ZM27 44V43H26ZM76 44V43H75ZM101 44L102 43H100V47L102 48V46H101ZM115 44H119V43H117V41L115 42ZM131 45H132V43H130ZM163 44V43H162ZM6 45H4V46H6ZM14 45H16V44H14ZM40 45V44H39ZM41 45H43V44H41ZM53 45V44H52ZM55 45V44H54ZM58 45V44H57ZM63 45V44H62ZM65 45H67V43L65 44ZM97 45H99V44H97ZM96 45V46H97ZM123 45V44H122ZM128 45V44H127ZM126 44H125V46H127ZM138 45V44H137ZM141 45H143V44H141ZM164 45V44H163ZM174 45V44H173ZM177 45V44H176ZM189 45V44H188ZM17 46V45H16ZM19 46V45H18ZM24 46H25V44H24ZM32 46V45H31ZM45 46V45H44ZM46 46H48V45H46ZM94 46V45H93ZM92 46V48H94ZM115 46V45H114ZM117 46V45H116ZM115 46V47H116ZM144 46V45H143ZM2 47H3V45H2ZM1 47V48H2ZM7 47V46H6ZM13 47V46H12ZM11 47V48H12ZM20 48H22L21 46H19ZM49 47V46H48ZM58 47V46H57ZM63 47H64V45H63ZM70 47H71V45H70ZM79 47V46H78ZM99 47V46H98ZM176 47V46H175ZM187 47V46H186ZM190 47H192V46H190ZM236 47V48H235ZM240 47V46H239ZM241 47H240V49H241ZM28 48V47H27ZM51 48V47H50ZM49 48V49H50ZM54 48H56L55 46L53 47V49ZM61 48H62V46H61ZM60 48V49H61ZM96 48V47H95ZM94 48V49H95ZM103 48H105V47H103ZM122 48V47H121ZM147 48V47H146ZM180 48V47H179ZM10 49V48H9ZM14 49H16V50H14ZM19 50V48H15V47H13V49L12 50H14V52H15V54H16V52H17V55L18 56H20V58L19 57H16V59L17 58H19V59H21L22 60V64H24V66H22V67H24V69H22L21 68V72H18L15 68L18 66H14V64L12 63V66H14V67H12L11 66V69H10V71L7 69V71L6 72H8L7 74H6V72L5 71H3V72H5V74L7 75V79H6V76H5V78H3V76L2 77H0V91L1 92H4V90L2 91V89H6V88H8V90H10L11 92L9 93L8 91H6V93H8V94H11L12 95V97L13 98H11L13 101H14V99H17V100H21V97L23 98V100L26 102V103H24V102H22V100L20 101V104L21 103H24V104H27V102H28V96H29V94H27L28 92H29V90H31L30 89V87H31V84H32V87H33V84H34V82L37 80L38 81V83L37 82H35V84H39V83H41L40 84V86L38 85V87H37V85H36V88L35 89H37L38 90V88L39 87H41V92L42 93H44L45 94V91L44 90H46L45 88H43V90H42V83H43V81L45 82V84L44 85H46V82H47V84H48V80H50L51 81V79L53 78V80L55 79L54 77H55V75L53 76V73L54 72H52L53 70H51V69H47V68H50V67H53V65L51 64V66L50 67H48L47 66V71L45 70V72L43 73V66L44 65H46L45 63H47L46 61H42L41 63H40V61H39V63H37V62H33L32 61V59L30 58V60L31 61H29V60H27L28 58L26 57V59L24 58V56H22L21 57V54L19 55L18 53V50ZM25 49H26V47H25ZM44 49V48H43ZM70 48H68V50H69ZM98 49V48H97ZM100 49V48H99ZM108 49V48H107ZM111 49V48H110ZM116 49H118V46H117V48ZM125 49V48H124ZM128 49H130V47L128 48ZM176 49V48H175ZM27 50V49H26ZM46 50V49H45ZM66 50V49H65ZM80 50V49H79ZM109 50V49H108ZM121 50V49H120ZM133 50H136V49H133ZM149 50V51H150ZM196 50V49H195ZM238 50V49H237ZM7 51H9V50H7ZM22 51H24L25 52V50H22ZM28 51V50H27ZM44 51V50H43ZM47 51H49V50H47ZM51 51V50H50ZM53 51V50H52ZM59 51V50H58ZM61 51H63V50H61ZM77 51H78V49H77ZM91 51H92V49H91ZM102 52L101 53H103V52H105L103 49L101 50ZM118 51V50H117ZM147 51V50H146ZM183 51V50H182ZM184 51H186L185 49H184ZM190 50L188 49V52H189ZM240 51V50H239ZM1 52H3L2 50H1ZM32 52V51H31ZM34 52V51H33ZM32 52V53H33ZM46 51H44V53H45ZM54 52V51H53ZM52 52V53H53ZM67 52V51H66ZM71 52V51H70ZM69 52V53H70ZM86 52V51H85ZM107 52V51H106ZM106 52H105V54H106ZM125 52V51H124ZM135 52V51H134ZM187 52V53H188ZM192 52V51H191ZM238 52V51H237ZM8 53V52H7ZM7 53H6V55H7ZM34 53H36V52H34ZM33 53V54H34ZM44 53H43V55H44ZM49 53V52H48ZM47 53V54H48ZM58 53V52H57ZM59 53H60V51H59ZM94 54V52H91V54ZM116 53V52H115ZM122 53V52H121ZM179 53V52H178ZM183 53V52H182ZM12 54H13V51H12ZM25 54V53H24ZM26 54H30V53H28V52H26ZM37 54V53H36ZM39 54V53H38ZM50 54V53H49ZM113 54H114V52H113ZM118 54V53H117ZM131 54V53H130ZM142 54H143V51H142ZM145 54V53H144ZM143 54V55H144ZM150 54V53H149ZM193 54V53H192ZM198 54V53H197ZM196 54V55H197ZM243 54H245V55H247V52H244ZM5 55V56H6ZM35 55V54H34ZM34 55L32 56V54H30V56L31 57H33L34 58ZM46 55V54H45ZM85 55V54H84ZM140 55V54H139ZM147 55H148V53H147ZM1 56H2V54H1ZM8 56V55H7ZM14 56V55H13ZM51 56V55H50ZM59 56V55H58ZM61 56V55H60ZM63 56H64V52H63ZM74 56V55H73ZM96 56V55H95ZM101 56V55H100ZM108 56V55H107ZM106 55H102L101 57H99V58H94L93 59V57L94 56H92V60L90 61V63L88 64H86V63H83L82 61H76L75 62V65L74 64H72V65H74V66H70L72 69H70V70H72V78L75 80H73L76 84L75 85H77V87H78V89L79 88H81L82 90H84V91H82V93L83 92H85V96L87 95L88 96V103H87V105H88V110H89V112L91 113V119H89V120H91L90 122V137H92V140H94L93 142H97V140H99L100 138H101V140L102 139H105V137L107 136V134L108 133H110L111 135H114V130H111V129H113V126H114V123H115V120H116V118H118L119 117V115L121 114H119V110H118V107L116 106V96H118V93L122 90V88L120 87V86H122V85H119V83L117 82L118 80H121V81H123V80H127L128 79V75H129V73H130V67H129V70H128V73H127V71L125 70V68H122V66H121V61L120 60H122V59H120L121 57H122V55H121V57H120V54H118V55H115L114 54V56H113V58H109V57H107ZM110 56V55H109ZM148 56H150V55H148ZM181 56H184V55H181ZM188 56V55H187ZM238 56V55H237ZM242 56V55H241ZM10 57V56H9ZM35 57H37L36 55H35ZM40 57V56H39ZM38 57V58H39ZM43 57V56H42ZM48 57V56H47ZM54 58L56 57V55L55 56H53ZM69 57V56H68ZM82 57V56H81ZM91 57V56H90ZM136 57H138V56H136ZM144 57V56H143ZM142 57V58H143ZM185 57V56H184ZM192 57V56H191ZM240 57V56H239ZM256 60V63H257V66L256 67H254L253 65H256V64H254L253 63V65L251 64V62H253V58ZM59 58V57H58ZM125 57H123V59H124ZM139 58H140V56H139ZM141 58V59H142ZM146 58V57H145ZM189 58V57H188ZM197 58H198V56H197ZM18 59V60H19ZM37 59V58H36ZM44 59V58H43ZM49 59V58H48ZM57 59V58H56ZM55 59V60H56ZM65 59V58H64ZM79 59V58H78ZM120 59V60H119ZM135 59V58H134ZM134 59H133V61H134ZM196 59V58H195ZM241 59V58H240ZM240 59H239V61H240ZM4 60V59H3ZM5 60H7V59H5ZM12 60V59H11ZM25 60V61H24ZM39 60V59H38ZM54 60V61H55ZM58 60V59H57ZM145 60V59H144ZM143 60V61H144ZM242 60H244V59H242ZM252 60V61H251ZM12 61H14V58H13V60ZM20 61V60H19ZM71 61H75V60H71ZM70 61V62H71ZM129 61V60H128ZM127 60H126V62H128ZM133 61H131V62H133ZM176 61V60H175ZM184 61V60H183ZM186 61V60H185ZM195 61H197V59L195 60ZM226 61H228V62H230L231 63V65L233 66H231L232 68H230V63L228 64V62H227V64L228 65H226L225 66V64H224V62L226 63ZM236 61H238V60H236ZM8 62V61H7ZM10 62V61H9ZM8 62V63H9ZM17 62V61H16ZM25 62V63H24ZM43 62H45L44 63V65H43ZM57 62V61H56ZM65 62V61H64ZM67 62V61H66ZM86 62H88L87 60H86ZM177 62V61H176ZM178 62H179V60H178ZM4 63V62H3ZM8 63H6L7 64V66H8ZM19 62H17V64H18ZM186 63H188V62H186ZM196 63V62H195ZM210 63H213V65L214 64H216L215 66L216 67H214V70H217L216 72H218V74H219V77H217V75H215L214 77L212 76L213 74L211 73V72H213V71H209L208 70V68H210V66L208 67V64L210 65ZM235 63V62H234ZM16 64V63H15ZM20 64V63H19ZM28 64H32V65H28ZM58 64H62V63H60V61H59V63ZM58 64H57V66H58ZM128 64V63H127ZM130 64V63H129ZM133 64V63H132ZM137 64V63H136ZM151 64V63H150ZM178 64V63H177ZM185 64V63H184ZM193 64V63H192ZM3 65V64H2ZM11 65V64H10ZM25 65H28L29 66V69L31 68L30 66H32V72L31 73H29V72H27V71H25V73H24V70H26V68H25ZM64 65H66V64H64ZM143 65H144V63H143ZM148 65V64H147ZM179 65V64H178ZM223 65H224V68H223ZM20 66V67H21ZM63 65H61V67H62ZM137 66V65H136ZM135 66V67H136ZM149 66V65H148ZM171 66V65H170ZM185 66H187V65H185ZM185 66H183L184 68H185ZM191 66V65H190ZM228 66V69L230 68V70H228V71H231V72H228L227 70H224L226 67ZM0 67H1V64H0ZM5 67V66H4ZM3 67V68H4ZM9 67V66H8ZM8 67H6V68H8ZM19 67V66H18ZM55 67V66H54ZM68 67V66H67ZM125 67V66H124ZM152 67V66H151ZM173 67V66H172ZM189 67V66H188ZM196 67V68H197ZM10 68V67H9ZM63 68V67H62ZM127 68V67H126ZM147 68V67H146ZM216 68V69H215ZM45 69V68H44ZM134 69H136V68H134ZM190 69H192V68H190ZM232 69V70H231ZM241 69V68H240ZM260 70V72L258 71L257 72V70ZM3 70H5V69H3ZM18 70H20V68L18 69ZM28 70V69H27ZM61 70V69H60ZM59 70V73L61 72ZM69 70V71H70ZM137 70V69H136ZM195 70V69H194ZM29 71V70H28ZM55 71V70H54ZM98 71H100V73H99V75H101L100 77L98 76V75H96L97 74V72ZM105 71H108V74L110 73V77L108 78V80H107V82H106V84L103 86V85H101V81H102V79L106 76V74H105ZM132 71V70H131ZM173 71V70H172ZM184 71V70H183ZM187 71V70H186ZM62 72H63V70H62ZM61 72V73H62ZM147 72V71H146ZM145 72V73H146ZM189 72H190V70H189ZM196 72V71H195ZM195 72H192L193 74L195 73ZM199 72H198V74H199ZM216 72H213L214 74L216 73ZM237 72V71H236ZM36 73H38L37 75H36ZM56 73V72H55ZM54 73V74H55ZM58 73V72H57ZM170 73V74H169ZM184 73V72H183ZM197 73V72H196ZM240 73H242V72H240ZM0 74H2L1 73V71H0ZM64 74V73H63ZM128 74V75H127ZM144 73H142V75H143ZM173 74V73H172ZM199 74V75H200ZM227 74H226V76H227ZM22 75V76H21ZM59 75L60 74H58V77H59ZM65 75H66V73H65ZM64 75V76H65ZM140 75V74H139ZM183 75V74H182ZM190 75H191V73H190ZM53 76V77H52ZM99 78H98V77ZM131 76V75H130ZM151 76V77H152ZM187 76V75H186ZM195 77H197V75H194ZM23 77V78H22ZM34 77H36L37 79H34V81H33V78ZM52 77V78H51ZM68 77V76H67ZM107 77V76H106ZM136 77V76H135ZM139 77V76H138ZM144 77V76H143ZM185 77V76H184ZM182 78L183 80L185 79V78ZM228 77V76H227ZM227 77H226V80H228L227 79ZM49 78H51V79H49ZM57 78V77H56ZM62 77H60V79H61ZM69 78V77H68ZM130 78V77H129ZM146 78V77H145ZM193 78V79H195V80H191V79ZM189 79L194 83L193 84V86L194 87H196L195 85H196V83L194 82V81H197L196 79L197 78H194L193 77V75L190 77ZM199 78V77H198ZM66 79V78H65ZM70 79V78H69ZM130 79H132V78H130ZM130 79H128V80H130ZM134 79V78H133ZM133 79H132V81H133ZM147 79V78H146ZM56 81H59V78L58 79H55ZM148 80H150V78L148 79ZM187 80H188V77H187ZM224 80V82H225V79H223ZM235 80H237L236 78H235ZM33 81V83H31V84H29V82H32ZM62 81V80H61ZM135 81H137V80H135ZM200 81V82H199ZM219 81V80H218ZM55 82V81H54ZM54 82H53V85H54ZM120 82V81H119ZM128 82V81H127ZM223 81L221 80V85H223L224 86V84L222 83ZM227 82V81H226ZM51 83V82H50ZM56 83V82H55ZM59 83H60V81H59ZM58 83V84H59ZM134 82H132V84H133ZM146 83V82H145ZM145 83H144V85H145ZM185 83H186V81H185ZM199 83H201L200 85H199ZM216 83H217V81H216ZM215 83V84H216ZM35 84H34V87H35ZM123 84V83H122ZM150 84V83H149ZM188 84V83H187ZM190 84V83H189ZM219 85H220V82L218 83ZM30 85V86H29ZM60 85V84H59ZM102 87H101V86ZM185 85V84H184ZM192 85V84H191ZM225 85H227V84H225ZM57 86V85H56ZM133 86V85H132ZM142 86V85H141ZM217 86V85H216ZM239 86V85H238ZM31 87V88H32ZM50 87H52L51 85L48 87V90H49V88ZM71 87H72V85H71ZM152 87H154V86H152ZM187 87V86H186ZM186 87H185V92H184V96H185V101H187V100H189V98H190V94H191V96H192V89H186ZM194 87H193V90H194ZM220 87V86H219ZM219 87H217V88H219ZM222 87V86H221ZM225 87H227V86H225ZM73 88H74V86H73ZM190 88H192V87H190ZM224 88V87H223ZM228 88V87H227ZM34 89V88H33ZM33 89H32V91H33ZM34 89V90H35ZM51 89V88H50ZM53 89H55V91H56V88H54L53 87ZM53 89H51V91L53 90ZM60 89H62V88H60ZM77 88H76V90H78ZM125 89V88H124ZM175 89V88H174ZM173 89V90H174ZM183 89H184V86H183ZM229 89V88H228ZM39 90V91H40ZM74 90V89H73ZM172 90V91H173ZM214 90V89H213ZM216 90V89H215ZM219 90V89H218ZM225 90V89H224ZM36 91V90H35ZM39 91H37L36 93H38ZM50 91V90H49ZM54 91V92H55ZM150 91V90H149ZM195 91V90H194ZM220 91V90H219ZM226 91H227V89H226ZM226 91H223V89H222V91H220V93L218 92V95L216 96V98L218 97V98H222L223 96L222 95H225V92ZM34 92V91H33ZM33 92H30V96L32 97V95H34L35 94V92L33 93ZM53 92V91H52ZM52 92H48V94L49 95H47V94H45V97L41 100V98L43 97V95H41V93L40 94H37V96L38 97H36V99L38 98V100H36V99H34V97L36 96V94L33 96V99L34 100H36V102L38 103V101H40L41 100V105L43 104V106H44V104H47L46 102H48L49 101V103H51V102H53L54 103V105L56 106L57 104H55V102L56 103H58L57 101H60V99H57V97H58V95L56 94V97L54 96V95H50V93L52 94ZM59 92H61V91H59ZM131 92V91H130ZM147 92V91H146ZM180 92H181V90H180ZM183 92V91H182ZM227 92H229V91H227ZM47 93V92H46ZM55 93H57V92H55ZM55 93H53V94H55ZM179 93V92H178ZM196 93V92H195ZM216 93V92H215ZM77 94H78V91H77ZM79 94H81V93H79ZM78 94V95H79ZM84 94V93H83ZM154 94V93H153ZM229 94V93H228ZM240 94V95H241ZM11 95H9V96H11ZM63 95V94H62ZM127 95H128V93H127ZM130 95V94H129ZM147 95V94H146ZM155 95V94H154ZM158 95V94H157ZM179 95V94H178ZM180 95H182V94H180ZM214 95V94H213ZM212 95V98L214 97ZM29 96V97H30ZM42 96V97H41ZM93 98H92V97ZM141 96H142V94H141ZM148 96V95H147ZM5 97V96H4ZM64 97V96H63ZM78 97H80V96H78ZM82 97V96H81ZM170 97V96H169ZM182 97V96H181ZM195 97V96H194ZM227 97V96H226ZM45 98H46V100H45ZM83 98V97H82ZM130 98V97H129ZM211 98V99H212ZM4 98H3V96H2V100H3ZM31 99V98H30ZM81 99V98H80ZM132 99H134V98H132ZM137 99V98H136ZM159 99V98H158ZM169 99V98H168ZM196 99H197V97H196ZM198 99L196 100V101H198ZM210 99V98H209ZM48 100V101H47ZM62 100V99H61ZM122 100V99H121ZM128 100H130V99H128ZM5 101V100H4ZM31 100H29V103L31 104V106H32V108H33V105H32V101L30 102ZM195 101V102H196ZM17 102H19V101H16L15 103H16V105H18L17 104ZM62 102V101H61ZM120 102V101H119ZM122 102V101H121ZM124 102V101H123ZM122 102V103H123ZM126 102V101H125ZM129 101H127V103H128ZM149 102H150V100H149ZM189 101H187L186 102V104H185V117H186V121H187V115H188V113L191 111V106H190V104L188 103ZM191 102V101H190ZM209 102V101H208ZM221 102V101H220ZM3 103V102H2ZM36 103V104H37ZM48 103V104H49ZM52 103V104H53ZM137 103V102H136ZM151 103V102H150ZM149 103V104H150ZM165 103V102H164ZM187 103H188V105H187ZM197 103V102H196ZM211 103V102H210ZM1 104V103H0ZM6 104H8V103H6ZM5 104V105H6ZM29 104V105H30ZM34 104V103H33ZM39 104V103H38ZM52 104H50L52 107H53V105ZM118 104V103H117ZM124 105H122V106H125V103H123ZM134 104V103H133ZM156 104V103H155ZM166 104V103H165ZM198 104V103H197ZM208 104V103H207ZM221 104V103H220ZM4 105V106H5ZM28 105V106H29ZM151 105V104H150ZM158 105V104H157ZM200 105V104H199ZM215 105V104H214ZM213 105V106H214ZM222 105H223V103H222ZM224 105H225V103H224ZM9 106V105H8ZM26 106V105H25ZM24 105H22V107H25ZM27 106V107H28ZM31 106H30V109H32L31 108ZM43 106H42V108H43ZM59 106V105H58ZM118 106H119V104H118ZM128 106H129V104H128ZM141 106V105H140ZM194 106H195V104H194ZM20 107H21V105H20ZM21 107V109H20V113L21 114H24L26 111H28V109H27V107L25 108V109H27L26 111H25V109L24 108H22ZM36 107V106H35ZM131 107V106H130ZM157 107V108H158ZM165 107V106H164ZM163 107V109H165L166 110V108H164ZM171 106L169 105V108H170ZM220 107H221V105H220ZM219 107V108H220ZM228 107V106H227ZM4 108V107H3ZM11 108L13 109V107L11 106ZM18 108H19V106H18ZM44 108H45V106H44ZM43 108V109H44ZM55 108V107H54ZM83 108V107H82ZM86 108V107H85ZM152 108H154V107H152ZM194 108V107H193ZM224 108V107H223ZM229 108V107H228ZM132 109V108H131ZM143 109V108H142ZM222 109V108H221ZM235 109V108H234ZM243 109V108H242ZM44 110H46V109H44ZM122 110V109H121ZM153 110V109H152ZM155 110V109H154ZM194 110V109H193ZM192 110V111H193ZM217 110V109H216ZM228 110V109H227ZM240 110V109H239ZM6 111V110H5ZM10 111V110H9ZM17 111V110H16ZM169 111H171V109L169 110ZM168 111V112H169ZM197 111H198V109H197ZM229 111H231V110H229ZM236 111V110H235ZM235 111H232V112H235ZM43 112V111H42ZM201 112V113H200ZM211 112V111H210ZM216 112V111H215ZM224 112H227V111H224ZM239 112H241V110L239 111ZM238 112V113H239ZM1 113V112H0ZM5 113V112H4ZM17 113V112H16ZM139 113V112H138ZM165 113V112H164ZM194 113V112H193ZM228 113V112H227ZM226 113V114H227ZM237 113V112H236ZM11 114V113H10ZM133 114V113H132ZM166 114V113H165ZM191 114V113H190ZM229 114V113H228ZM227 114V115H228ZM16 115V114H15ZM28 115V114H27ZM32 115V114H31ZM29 116V117H32V116ZM89 115V114H88ZM200 115V116H201ZM232 115V114H231ZM42 116V115H41ZM209 116V115H208ZM233 116V115H232ZM129 117V116H128ZM135 117V116H134ZM166 117V116H165ZM247 117V118H248ZM9 118H10V116H9ZM189 118V117H188ZM230 118V117H229ZM245 118V117H244ZM86 119V118H85ZM163 119V118H162ZM190 119V118H189ZM193 119V118H192ZM227 119V118H226ZM225 119V120H226ZM232 119H234V118H232ZM246 119V118H245ZM32 120V119H31ZM80 120H81V117H80ZM3 121V120H2ZM1 121V122H2ZM16 121V120H15ZM79 121V120H78ZM84 121L85 120H83V123H84ZM121 121V120H120ZM193 121V120H192ZM196 121V120H195ZM229 121V120H228ZM225 122V121H224ZM230 122L232 123V120H230ZM3 123V122H2ZM12 123H13V121H12ZM82 123V124H83ZM87 123V122H86ZM86 123H85V125H86ZM89 123V122H88ZM171 123V122H170ZM188 123V122H187ZM14 124V123H13ZM19 124V123H18ZM135 124V123H134ZM172 124V123H171ZM190 124V123H189ZM188 124V125H189ZM222 124H224V125H222ZM20 125V124H19ZM79 125V124H78ZM109 125V126H108ZM111 125V126H110ZM176 124H174V125H172V128H173V126H175ZM178 125V124H177ZM81 126V125H80ZM121 126H122V124H121ZM167 126V125H166ZM195 126V125H194ZM224 126V127H225ZM20 127V126H19ZM176 127V126H175ZM30 128V127H29ZM85 128V127H84ZM171 128V127H170ZM170 128H169V131H170ZM179 128V127H178ZM190 128V127H189ZM232 128V127H231ZM86 129V128H85ZM131 129V128H130ZM226 129H227V127H226ZM229 129V128H228ZM81 130V129H80ZM166 130H167V128H166ZM166 130H164V131H166ZM230 130V129H229ZM228 130V131H229ZM163 131V130H162ZM175 131H176V129H175ZM221 131V132H220ZM253 131V130H252ZM256 131H258V129L256 130ZM256 131H253L254 132V134H253V136L255 135V132ZM86 132H87V130H86ZM128 132V131H127ZM172 132V131H171ZM174 132V131H173ZM238 132V131H237ZM169 133V132H168ZM225 133V132H224ZM118 134V133H117ZM155 134V133H154ZM172 134V133H171ZM176 134V132H174V135ZM196 134V133H195ZM194 134V135H195ZM229 134H231L230 132H229ZM228 134V135H229ZM232 134H234V132H232ZM86 135V134H85ZM84 135V136H85ZM130 135V134H129ZM166 134H164V136H165ZM227 135V134H226ZM123 136V135H122ZM121 136V137H122ZM131 136V135H130ZM157 136V135H156ZM173 136V135H172ZM190 136V135H189ZM236 136V135H235ZM234 136V137H235ZM238 136V135H237ZM257 136H258V133H257ZM110 137V136H109ZM117 137V136H116ZM175 137V136H174ZM218 137V136H217ZM219 137H221L222 138V141H221V139H220V141H221V145H222V142L223 143H225V141L227 140L228 141V139L227 138H225L226 136L224 135L223 137L222 136H219ZM230 137H232V139H230V141H232L233 139V141H235V139L236 138H234L232 135L230 136ZM118 138V137H117ZM163 139H164V137H162ZM223 138H225L224 140L225 141H223ZM258 138V137H257ZM111 139V138H110ZM114 139V138H113ZM238 139V138H237ZM260 139V138H259ZM177 140V139H176ZM239 140V139H238ZM261 140V139H260ZM77 141V140H76ZM79 141V140H78ZM151 141V140H150ZM149 141V142H150ZM194 141L196 142V143H194ZM219 141V142H220ZM226 141V142H227ZM230 141H228L227 142V144L225 145H222V147H221V145L220 144H217L218 146H220L218 149L216 148V150L217 151H215V152H217V155L219 156V155H221L222 153H220L221 151L223 152V150H225V148H226V146L228 145V143H230L231 144V142ZM232 141V145L230 146V145H228L227 146V148H229L228 150L230 151V149H231V147L233 148L234 146V143L235 142H233ZM262 141V140H261ZM116 142H117V140H116ZM144 142V141H143ZM151 142H153L154 143V140H152ZM163 142V141H162ZM218 142V143H219ZM263 147H264V139H263ZM86 143V142H85ZM104 143V142H103ZM110 143V142H109ZM118 143V142H117ZM120 143H122V142H120ZM119 143V144H120ZM124 143V142H123ZM98 144V143H97ZM116 144V143H115ZM151 144V143H150ZM150 144L148 145V146H150ZM155 144V143H154ZM195 144H197L196 145V147H194V145ZM94 145H96V143H94ZM216 145V146H217ZM248 145H250V144H248ZM247 145V146H248ZM97 146V145H96ZM109 146V145H108ZM112 146V145H111ZM144 146V145H143ZM151 146H152V144H151ZM150 146V147H151ZM212 146V145H211ZM215 146V145H214ZM223 146H225V148L223 147ZM106 147V146H105ZM147 147V146H146ZM145 147V148H146ZM158 147H159V145H158ZM158 147H157V149H158ZM235 147H236V145H235ZM250 147V146H249ZM108 148V147H107ZM106 148V149H107ZM109 148H110V146H109ZM148 148V147H147ZM160 148V147H159ZM162 148V147H161ZM221 148H224V149H221ZM252 148V146L249 148V149H247L248 150V152H249V150L251 151V152H249L248 154H246V155H244V156H242V157H238V158H236V160L234 161V162H232L233 161V159H232V161L231 160H229V162L231 161L232 163H233V165H234V163L236 162V164L234 165V167H235V169L238 171V172H235L234 171V168H233V165H229V162H227L228 164L227 165H229L231 168H232V170L233 171H231L230 172V175L229 176H233V179H234V177L237 175L236 173H238L239 174V176L238 177H235V182H237L236 181V178H239V181H238V183H236L235 185H234V187L232 188V185H233V182L234 181H232V180H229L230 179V177L228 178V177H226L225 175H227V174H229V173H227V174H225V170H223L222 171V173H224V176L229 180V181H232L230 184H232L231 186H230V184H229V186L232 188V195H236V194H238V193H236V191L238 190L239 191V189L241 188V192H240V194L241 193H243V195H245V194H247L248 192L251 194V192L253 193V191H251V189L253 190L254 189V187H253V183H254V181H255V178L256 177H258V175L257 174H259L258 173V168H259V165H258V161H257V157H256V154H255V151L254 152H252L253 151V149H251ZM106 149H105V151H106ZM115 150V149H114ZM160 150V149H159ZM202 150V151H203ZM204 150V151H205ZM228 150H227V152H228ZM148 151V150H147ZM167 151H165V152H167ZM169 151H170V149H169ZM197 151H193V152H196V153H194V156L197 154ZM202 151H200V153H199V151H198V153H199V156L198 155H196V156H198V159H199V157H201L202 156ZM203 151V152H204ZM244 151V150H243ZM205 153V152H204ZM226 152L224 151L223 152V154H225ZM150 154V153H149ZM163 154V153H162ZM169 154V153H168ZM171 154V153H170ZM177 154V155H176ZM193 154V153H192ZM210 154V152L208 153L207 152V155H209ZM213 154V153H212ZM221 155L220 157L221 158H224L225 157V155ZM106 155V154H105ZM108 155V154H107ZM166 155H167V153H166ZM201 155V156H200ZM203 155H205L204 156V158L203 159H200L201 161H203V160H206V157L208 158L209 156H206V154H203ZM195 156V157H196ZM210 156H211V154H210ZM222 156H224V157H222ZM169 157H170V155H169ZM195 157H192V158H194V159H196ZM203 157V156H202ZM201 157V158H202ZM212 157V156H211ZM219 157V158H220ZM75 158V157H74ZM73 158V159H74ZM167 158V157H166ZM191 158V159H192ZM148 159V158H147ZM171 159V158H170ZM194 159H192V160H194ZM209 159H210V157H209ZM209 159H207L208 161H209ZM234 159H235V157H234ZM167 160V159H166ZM200 160H198L199 161V163H200ZM206 160V161H207ZM220 160V159H219ZM222 160V159H221ZM186 161V162H185ZM194 161H196V162H198L197 161V159L196 160H194ZM210 161H212V159L210 160ZM210 161L209 162H207V164H209L210 163ZM166 162V161H165ZM171 162V160L169 161V162H167V163H169L168 165L169 166H171L172 167V162ZM230 162V164H232ZM203 164H201L200 165V167L198 166V168H201V169H203L201 166L203 165L204 166V164H205V162L203 161L202 162ZM212 163V162H211ZM215 163V161H214V159H213V164ZM184 164V165H183ZM193 164H195V163H193ZM207 164H205V166L207 165ZM212 164V167L214 166ZM13 165V167L15 166L14 165V163L12 164ZM175 165V164H174ZM174 165H173V167H174ZM177 165V164H176ZM199 165V164H198ZM194 166L195 165H193V167L192 168H194ZM210 166H211V164H210ZM228 166V167H229ZM17 166H15V168H16ZM180 167V168H181ZM197 167V166H196ZM225 167H226V165H225ZM177 168V167H176ZM179 167L177 168V169H175V170H177V172L179 171V169H180ZM198 168H196L194 171H192V172H197V170H198ZM205 168V167H204ZM17 170H18V168H16ZM207 169V168H206ZM260 169V168H259ZM6 170V169H5ZM13 170V169H12ZM172 171H174V169L172 168L171 169ZM228 171H229V168L227 169ZM226 170V171H227ZM159 171V170H158ZM164 171V170H163ZM163 171H162V173H163ZM188 171H189V169H188ZM203 171V170H202ZM227 171V172H228ZM8 172H9V170H8ZM166 172V171H165ZM165 172H164V174L163 175H160L159 177H160V180L161 179H164V181L166 180L167 181V183L169 184L170 183V185H171V183L173 184V182L170 180L169 182H168V180H169V178L168 177H166V175H165ZM175 172V171H174ZM177 172H175V173H177ZM200 172V171H199ZM220 173H221V171H219ZM260 172V171H259ZM10 173V172H9ZM20 173V172H19ZM158 173V172H157ZM169 173V172H168ZM188 173H190L191 174V172L189 171ZM221 173V174H222ZM13 174V173H12ZM17 174V173H16ZM178 174V173H177ZM219 174V173H218ZM235 174V175H234ZM7 175V174H6ZM152 175V174H151ZM10 176H11V174H10ZM168 176V175H167ZM173 176V175H172ZM220 176V175H219ZM8 177H9V175H8ZM13 177V176H12ZM11 177V178H12ZM17 177V176H16ZM100 177V176H99ZM166 177V178H165ZM218 178H220V177H218ZM221 178L222 179H225L224 177H222L221 176ZM220 178V182L221 183H216V186H215V188H214V186L213 185H210V187L212 186L213 187V190H211V191H209V186H208V189H207V199H209V197L211 198V197H214V201H215V199H218V198H220L223 194H221V195H219L220 194V192H219V189L221 190V187L222 186H220L223 182H224V180H222ZM14 179H16V178H14ZM156 179V178H155ZM217 179V178H216ZM227 179H225V182L226 181H228ZM232 179V178H231ZM19 181H20V179H18ZM109 180H111V179H109ZM157 180H159V178H157ZM157 180H156V182H155V185L156 184H158V182H157ZM159 180V181H160ZM108 181V180H107ZM116 181V180H115ZM166 181H165V184H167L166 183ZM214 181V180H213ZM218 181H219V179H218ZM223 181V182H222ZM228 181V182H229ZM162 181H160V183H161ZM109 183V182H108ZM118 183V182H117ZM112 183H110V185H111ZM119 184V183H118ZM167 184V185H168ZM215 184V183H214ZM226 185H227V183H225ZM102 185V184H101ZM152 185V184H151ZM154 185V186H155ZM163 184H161V186H162ZM166 185V186H167ZM223 185V184H222ZM158 186V185H157ZM156 186V187H157ZM159 186H160V184H159ZM165 186V187H166ZM228 186V185H227ZM116 187H117V185H116ZM153 187V186H152ZM172 187V185L171 186H167V188L169 189V188H171ZM207 187V186H206ZM211 187V188H212ZM108 188V187H107ZM146 188V187H145ZM210 188V189H211ZM117 189H119V188H117ZM151 189V188H150ZM148 190L147 192H148V195H149V198L150 197H152L153 195H151V193L149 194V191H151V190ZM153 189V188H152ZM157 189H159L160 190V187L159 188H157ZM230 189V188H229ZM204 190H205V188H204ZM203 190V191H204ZM216 190V191H215ZM113 191V190H112ZM118 191V190H117ZM154 192H155V194H156V191H155V188H154V190H153ZM209 191V192H208ZM223 191L225 192V188L223 189ZM229 191V190H228ZM113 192H115V191H113ZM146 192V191H145ZM154 192L152 193V194H154ZM158 193H159V191H157ZM160 192H162L161 190H160ZM215 192H217V193H219V194H217V193H215ZM222 192V191H221ZM144 193V192H143ZM226 193V192H225ZM236 193V194H235ZM249 193H248V196H249ZM214 194V195H213ZM238 195V197H240L241 195ZM116 195V194H115ZM151 195V196H150ZM133 196V195H132ZM230 196V195H229ZM228 196V197H229ZM247 196V197H248ZM119 197V196H118ZM143 197V196H142ZM155 197V195L152 197V198H154ZM200 197H201V195H200ZM224 197V198H223ZM233 198H235L234 196H232ZM242 197V196H241ZM246 197V198H247ZM251 197V196H250ZM264 197V196H263ZM115 198V197H114ZM113 198V199H114ZM132 198V197H131ZM152 198H150V199H152ZM232 198V199H233ZM243 198V199H242ZM241 199H242V201L243 200H245V204H246V202L248 201V199H244V196L242 197ZM121 199H123V198H121ZM125 199V198H124ZM229 199L231 200V202H229V205H228V203H226V204H224V202H225V200H228V198L224 195V196H222L221 197V201L219 202V203H221L219 206H215V208H218V211H214L215 212V214L213 213L212 215H213V227H214V230H216V231H214L213 229V232H214V234L215 233H217L218 232V237L216 238V235L214 236L217 240H218V238H223V237H225V240L227 239V238H229L230 237V235L228 234V236L226 237V235H227V233L229 232V230L231 229H229V227H228V231L226 232L225 230H227V227H224L222 230H221V232L219 233V228H221L222 227V224H223V222H227V221H225V218H227V217H229L227 214H229V213H227V210H228V212H229V210H230V213H233L234 214V212L236 211L235 210V206H234V202H235V199H231V196L229 197ZM237 199V198H236ZM111 200V199H110ZM146 200V199H145ZM180 200H183V199H180ZM187 200V199H186ZM210 201H212V202H214L213 201V198H212V200L211 199H209ZM119 201V200H118ZM121 201V200H120ZM204 201V200H203ZM209 201V202H210ZM224 201V202H223ZM233 201V202H232ZM242 201L240 200V204L242 203ZM250 201V200H249ZM104 202V201H103ZM102 202V203H103ZM114 202H115V199H114ZM122 202H124V201H122ZM174 202V201H173ZM172 202V203H173ZM178 202V204H177V206H179V208H180V205H182L183 206V203L186 205L187 203H190L189 201L188 202H180V201H176V199H175V204ZM195 202V201H194ZM211 202V203H212ZM237 203L239 202V200L237 199V201H236ZM111 203H112V200H111ZM118 203V202H117ZM179 203H182V204H180L179 205ZM199 203V202H198ZM204 203V202H203ZM230 203H233L232 205L234 206V209H233V206H232V212H231V208L230 209H227V207H225L224 209H223V205L224 206H226V205H228L229 207L231 206V204ZM107 204V203H106ZM116 204V203H115ZM121 204H123V203H121ZM175 204H174V207L172 208V207H169L168 205H167V207H166V209H164L165 211H163V214H162V218H161V220L159 221V219H158V216H157V218L155 219V218H153L154 216L152 215V218L153 219H155V220H157L158 219V221H159V223H158V228L157 229H159V224H160V231L158 232V233H156V230H155V233H156V235L157 236H161V238H158L157 236H156V238H157V240L159 241H156V242H158V243H156V244H158V246H156L155 244H154V242L153 243H151L150 245H153L154 244V247L156 246V247H159V245L162 247V251H160V253H162L161 254V256H159V254L157 253L156 254V252H158V250L159 249H161V247L158 249V250H156V252L154 251V249H151L152 247L150 246L149 247V250H151L150 252L153 254H151L150 252H148L149 254H148V257H146L147 259H144V260H148L149 259V262L147 261V264H150L151 263V260H153L154 262V264H160L161 263V261H163V263L164 264H189V259L191 258V257H193V256H199L200 254H198V251H200V250H198L197 251V253H195L196 251L195 250H197V246H200L199 244H201V243H204V239L205 240H207L205 237H203L202 235H198L199 233H197V232H199V229L195 232L194 230L195 229H197V228H195V229H193V227L191 228L190 227V222H188V221H190L189 219H190V217H189V219L187 218L188 217V210H187V208H185L186 206H189V205H192V204H189V205H184L183 207V210H182V212H175V210H176V208H175ZM208 204H210V203H208ZM208 204H207V207H208ZM213 204V203H212ZM239 204V203H238ZM248 204H249V202H248ZM248 204H247V207H248ZM103 205V204H102ZM120 205V204H119ZM124 205V204H123ZM129 205V204H128ZM216 205H218V203H217V201H216ZM118 206V205H117ZM120 206H122V205H120ZM213 206V205H212ZM38 207V206H37ZM103 207H105L104 205H103ZM246 206L244 205V208H245ZM250 207V206H249ZM248 207V208H249ZM40 208V207H39ZM39 208H35V209H33V211H28L27 210V212L28 213H30V212H32V214H33V212L37 215L38 213L37 212H39L40 210H39ZM115 208V210H117L116 209V207H114ZM124 208H125V206H124ZM182 208V207H181ZM199 208V207H198ZM203 208V207H202ZM210 208H212V207H210ZM214 208V209H215ZM242 208V207H241ZM106 211L108 210V208L106 209V208H104ZM112 209H113V207H112ZM197 209V208H196ZM213 209V208H212ZM247 209V208H246ZM246 209H245V212H246ZM31 210H32V208H31ZM39 210V211H38ZM123 210V209H122ZM181 210V209H180ZM235 210V211H234ZM43 211V210H42ZM109 211V210H108ZM112 211H114V210H112ZM120 211V210H119ZM198 211V210H197ZM27 212H25L24 214H26ZM116 212V211H115ZM173 212H175V213H177V215H175V213H174V215H175V217L172 215V213ZM209 212H211L212 213V210H209ZM225 212H226V214H225ZM39 213H41V212H39ZM60 213V212H59ZM104 213V212H103ZM109 213V212H108ZM114 213V212H113ZM31 214V215H32ZM35 214H33L34 216H35ZM56 215L58 214L57 212L55 213ZM118 214V213H117ZM199 214V213H198ZM203 214V213H202ZM238 214V213H237ZM30 214H28V216H29ZM40 216H42V214H39ZM120 215V214H119ZM211 214L209 213V216H210ZM226 215V216H225ZM27 216V217H28ZM34 216H31V217H34ZM39 216V217H40ZM123 216H124V214H123ZM189 216H190V214H189ZM206 216H208L207 214L206 215H204V216H202L201 215V218L203 219V217L205 218ZM23 218L25 217V215L24 216H22ZM37 217V216H36ZM38 217V218H39ZM149 217V216H148ZM192 217V216H191ZM193 217H194V215H193ZM200 217V216H199ZM211 217V216H210ZM210 217H208V219H207V221L208 220H210ZM225 217V218H224ZM61 218V217H60ZM121 218H123L122 216H121ZM120 217H118V221L117 222H121V220L123 221V219H121ZM126 218V217H125ZM152 218H149V219H147L146 221H144V223L142 224V225H139L138 227H137V225H136V227H135V229L133 230V231H131V233L129 234V233H127V232H123V233H121L122 232V230H121V232H120V226L118 225V223L116 224V225H114L115 226V229H113L114 231V234H113V238L110 240V242H108L109 244L107 245V248L105 249V255H104V257H103V259H101V264H115V262L117 261V259H118V264H133L134 262H136V264H141V262H140V258H141V256L138 258V257H134V259H133V257H132V255H139V252L141 251V253H142V251H143V248L142 247H140V248H142V249H139V252H137V250H138V247H137V250H136V253L135 254H131V252H133L134 253V250H133V247H132V250H130V248L131 247H127V243L130 245L131 243L133 244V242L134 241H136L135 239H136V237L137 238H139L140 236L139 235H141V234H143V237H145V236H150V235H152V233H150V232H152L151 230H153V235L155 234L154 233V229H156V228H154L155 226H157V224H155L156 222L152 219ZM160 218V217H159ZM56 219V218H55ZM117 219V218H116ZM121 219V220H120ZM127 219V218H126ZM126 219H124V220H126ZM192 219V218H191ZM195 219V218H194ZM194 219H192V220H194ZM199 219V218H198ZM211 219H212V217H211ZM155 222V223H153V221ZM201 220V219H200ZM199 220V222H202V220L200 221ZM205 220V219H204ZM226 220H228V219H226ZM195 221V220H194ZM206 221V222H207ZM229 221V220H228ZM237 221V220H236ZM115 222V221H114ZM113 222V223H114ZM139 222V221H138ZM192 222V221H191ZM238 222V221H237ZM236 222V223H237ZM116 223V222H115ZM122 223V222H121ZM121 223H119V224H121ZM195 223V222H194ZM197 224H198V222H196ZM209 223V222H208ZM102 224H103V222H102ZM102 224H101V226H102ZM105 224V223H104ZM154 224H155V226H154ZM200 224V223H199ZM204 224H205V222H204ZM225 224V223H224ZM223 224V226H226V225H224ZM151 225V227H149ZM152 225L154 226V227H152ZM201 225H203V224H201ZM201 225H199L198 226V228L201 226ZM234 225V224H233ZM236 225H238V224H236ZM236 225H235V227H236ZM105 226V227H104ZM103 227L106 229V230H108V231H110L109 229H108V226L107 225H104ZM113 226V227H114ZM194 226V225H193ZM204 226V225H203ZM206 226L208 227V225H207V223H206V225H205V230L207 231L208 229H206ZM221 226V227H220ZM228 226V225H227ZM260 226V225H259ZM102 227V229H104ZM148 227L150 228V229H148ZM202 227V226H201ZM212 227V228H213ZM233 227V226H232ZM234 227V228H235ZM262 227V226H261ZM110 228H111V226H110ZM152 228H154V229H152ZM238 228V227H237ZM133 229V228H132ZM233 229V228H232ZM231 229V230H232ZM240 229V228H239ZM260 229V228H259ZM106 230H102V231H104L105 232V234H107L108 235V233H106ZM150 230V234H147V235H145L148 231ZM202 231H204V230H202ZM262 231V230H261ZM263 231H264V228H263ZM261 232V234H263L264 232ZM111 232V231H110ZM130 232V231H129ZM201 232V231H200ZM208 232H209V230H208ZM212 231H211V234L213 233ZM236 232V231H235ZM238 232V231H237ZM240 232V231H239ZM145 233V234H144ZM232 233V232H231ZM259 233V232H258ZM104 234V233H103ZM104 234V239H106L105 238V235ZM208 234H210V232L208 233ZM210 234V235H211ZM213 234V235H214ZM239 234V233H238ZM152 235V236H153ZM207 235V234H206ZM148 236V237H149ZM155 237V236H154ZM162 237H163V239H162ZM213 237V236H212ZM257 237H258V235H257ZM262 237V235L260 236V238ZM232 238V237H231ZM263 238V237H262ZM103 239V240H104ZM149 239H151V237L149 238ZM149 239H147V238H145V242H143V243H146V245H147V240L149 241ZM159 239H162V240H159ZM208 239H209V244H210V241H212L213 242V239L212 238H209L208 237ZM211 239V240H210ZM215 239V240H216ZM224 239V238H223ZM129 240H131V241H129ZM133 240V241H132ZM144 240V239H143ZM216 240V241H217ZM220 240V239H219ZM219 240L217 241V242H219ZM224 240V241H225ZM230 240V239H229ZM233 239H231V241H232ZM262 241H264L263 239H261ZM128 241V242H127ZM160 241H162L161 243H160ZM220 241H222L223 242V240L221 239ZM230 241V242H231ZM258 241V240H257ZM261 241V242H262ZM105 242V241H104ZM141 242H142V240H141ZM140 242V243H141ZM211 242V243H212ZM215 242V241H214ZM212 243V244H215V243ZM221 242V243H222ZM228 242V241H227ZM136 242H134V244H133V246L135 247V244ZM139 243V245L138 246H145V244L144 245H142V243L140 244ZM148 243H150V242H148ZM205 243H206V241H205ZM204 243V244H205ZM224 243V242H223ZM258 243V242H257ZM126 244V245H125ZM207 244V243H206ZM258 244H261V243H258ZM203 245V244H202ZM206 246V245H205ZM205 246H203V247H201L202 248V251L203 250H205V249H207ZM209 245H207V247H208ZM211 246V245H210ZM221 246H223V245H221ZM229 246H231V245H229ZM262 246V245H261ZM263 246H264V244H263ZM262 246V247H263ZM136 247H135V249H136ZM146 247V246H145ZM205 247V248H204ZM219 247H220V244H219ZM124 248H129V253L128 254H126V251H124L125 252V255H124V252H123V250H124ZM214 248V247H213ZM218 248V247H217ZM217 248H215V249H217ZM223 248V247H222ZM144 249H146V248H144ZM147 249H148V247H147ZM146 249V250H147ZM262 249V248H261ZM146 250H144V251H146ZM149 250H147V251H149ZM153 250V251H152ZM213 251H216V250H214V249H212ZM219 250V249H218ZM263 250H264V248H263ZM131 251V252H130ZM143 251V252H144ZM206 251V250H205ZM220 251V250H219ZM153 252H155V253H153ZM201 252V251H200ZM199 252V253H200ZM218 252V251H217ZM221 252V251H220ZM194 253H195V255H194ZM219 253V252H218ZM143 254V253H142ZM141 254V255H142ZM151 254V255H150ZM154 254H156V256L154 255ZM197 254V255H196ZM259 254H260V252H259ZM262 254V253H261ZM261 254L260 255H258V256H261ZM264 254V253H263ZM150 255V256H149ZM213 255L215 256V253H213ZM220 255V254H219ZM197 256V257H198ZM203 256V255H202ZM231 256H232V254H231ZM10 257H12V256H9V259H10ZM156 257V260L154 259ZM199 257H201V256H199ZM233 257V256H232ZM232 257H231V259H232ZM262 257V256H261ZM13 258V257H12ZM15 258V257H14ZM135 258L138 260H136V261H134L135 260ZM143 258V257H142ZM141 258V259H142ZM216 258V257H215ZM262 258H264V257H262ZM8 259V258H7ZM192 259V258H191ZM194 259H195V257H194ZM197 260L199 259V260H201L200 258H196ZM195 259V260H196ZM18 260H20V262L19 261H17L16 259H10V262L12 263V264H24V263H22V262H24V261H22L21 262V260L22 259H18ZM224 260V259H223ZM228 260V259H227ZM230 260V259H229ZM263 260V259H262ZM2 261V260H1ZM7 261H9V260H7ZM6 261V262H7ZM5 262V261H4ZM139 262V263H138ZM195 262V261H194ZM192 263V264H195V263ZM198 262V261H197ZM213 262V261H212ZM224 262V261H223ZM229 261H227V262H225V264H227ZM10 263V264H11ZM39 263V262H38ZM231 263V262H230ZM6 264V263H5ZM7 264H9L8 262H7ZM25 264H26V261H25ZM29 264H31V263H29ZM41 264V263H40ZM146 264V263H145ZM222 264H224V263H222ZM229 264V263H228Z\"/></svg>","mask_w":264,"mask_h":264}]
</instances>
